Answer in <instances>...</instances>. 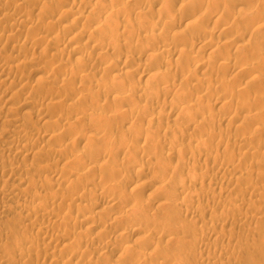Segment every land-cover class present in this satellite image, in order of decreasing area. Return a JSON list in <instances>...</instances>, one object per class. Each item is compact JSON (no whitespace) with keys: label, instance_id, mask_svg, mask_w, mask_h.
<instances>
[{"label":"bare ground","instance_id":"1","mask_svg":"<svg viewBox=\"0 0 264 264\" xmlns=\"http://www.w3.org/2000/svg\"><path fill=\"white\" fill-rule=\"evenodd\" d=\"M8 1H9V3H8L9 6H10V4H12L13 7H14V10H18V11L17 12L15 11L14 13H10L6 9L8 14L6 13L2 17H4L7 20L14 21L13 23L11 22L12 25H13L12 27H14L16 25L18 27L19 26H23L24 28H26L25 27L26 25L27 26L31 25V27L33 26V29H34L35 26L36 27L40 26V23H38L40 20H38V22H36L37 20L35 19V17H32V19L34 18L36 21L33 20L34 22L33 21L31 22L30 21L31 19L29 20L27 17L29 16L28 14H31V13L33 14L34 10H36V8L39 7V6H37L34 3H33V5L31 4L32 6L36 5L35 6L36 8L32 7V8H34V10H33V9H30L31 5H26L25 6V4L26 3L35 2V3H37L39 5V3H41L42 7H40V8L43 11L41 9H40V11L41 12H46V13H48V15H50V13L53 14L55 12L54 7H53V3L54 2H59L61 0H47V1L46 0H44V1L43 0H23L24 1L23 4L18 3L19 0H18V2H17V0H16V2H15V0H11V1L8 0ZM8 1H6V3ZM121 1H118V0L105 1L104 0V2H103L102 0H95V1H93V0H74V3L72 4V6L70 8H67V5H65L66 9L64 8L59 13H60V17L63 18L64 20H67L68 18H71V20H70L71 23L73 25H77L76 26L77 28H78L80 23L84 22V24H85V21L90 22L91 26L94 25L92 29L89 28L90 30H83V28H82L81 29L82 31H79V33L77 32L78 35L76 33V35L78 37V39L76 38V43L74 42V43L70 44V47L73 46L72 47L73 52L71 50L72 53H83L84 54L83 50L86 51L88 49L87 47L90 44L92 45V43H94L91 46V48L93 50L90 48L94 52V57L96 55L97 57L99 56L98 57L99 59L101 57L104 59V57L108 56V51H109L110 48H111V51H112V48L117 50V48L119 46V49L121 51V50H123V49H121V47H122V44L124 45V43H125L124 47H126L127 49L130 48L128 51L131 50V52L126 55L124 60H123V58L121 59V57H119L120 54H118V53H120V52L116 51L117 54L119 55L118 57L121 59V61L123 60L122 63H124V64L126 63L125 64L126 66L121 69V71H120V73L118 75L115 74L114 75L115 79L114 78L113 79L115 81H119L121 79L123 80V77H129V79H132V78H130V76L134 75L135 73H139L138 69H139V66H140L142 68L141 72L144 73V75L147 76L146 77V79H147L146 82L147 83L141 84L139 82H135L134 80H132L135 83H132V85L129 84V85H131L130 89H129L130 86L127 87L128 85L126 84V88H128L129 90H128V92H124L123 93L122 91L120 92V90H116V88L119 89V87L117 85L118 83L114 84V85L112 83H110V85H109L108 81L106 82L105 80H103L104 76H102L103 77V79H102L103 81L101 79H99L101 77L100 75H102L103 72H111L112 73V71H114L113 69H116V67L118 68V66L121 64V63L119 64V61H120V59H119V61L115 60V61H112L111 63H108L109 65L106 66V67H104L105 66V64H104L103 68H101L99 66L100 64L98 65V67H99L98 69L92 68L93 65H92V67L90 66L92 69H95V72L97 71L95 73L97 76L99 75L100 72H102V74L99 75L100 77H98V79L97 78H91V79H93L95 81L97 80L96 83H95V87H97V89L93 88V91H90V92L91 93L92 92H96L95 90H97V92L95 93L97 96H104V95L106 96V94H111L112 95L113 93L118 92V91H119L120 94L122 93L121 95L120 94H118V95L114 94L112 99L108 98L109 95L106 96V98H105L106 101H108V99H110V100L108 101L109 103L105 101L107 103L105 105H109L111 103L110 106H112V102L115 105L117 103V101H124L126 99V102H127L128 101L127 99H131L132 98L131 101L129 100L130 103H131L133 101V96L136 97L137 94L140 95V96L138 95V97H141L144 100H146V103L143 106H141L140 110L132 109L133 107L136 108L135 106H133L132 108H124L125 106H123L122 108L120 107V110L118 108L119 111H118V113L116 112V114L106 115L105 112H107V111H105L104 114L102 112L101 113L94 112L92 114V117H91L93 119V121H92L91 118L88 119L90 117V115H89L88 118H87L88 119L87 122L91 121L92 123H94L95 119H96V121L98 123V120H102L103 119V120H107V121H110L111 123H113L112 121H115V120L117 121L119 117H120L121 121H122V119L124 117H127L128 119H130V118L134 119L136 121L134 123L137 124V122L140 123L141 121L145 120L144 119L145 117H142V116H144L143 113L141 114L142 111H144V110H146V109H148L150 107L153 108L155 106H160L161 107V111L158 109L160 111V112L157 111L158 114L150 116L145 121L147 123V125H148L147 130L145 132L142 131V133H140L139 131L134 130V128L136 126H133V124H131V125L129 124L125 129H123L122 132H121V129L119 128L120 132H121L120 134L123 137V139H120V137H119V139L122 141V140H124L125 136H127V135L133 137L136 140H138V138L139 139L143 138L142 139L143 142L140 143L142 145H136V146L134 145L133 146L131 144L133 142V138L129 137L128 139L131 138L132 142H129L128 145L131 144L132 145L131 149H133V150L135 149L136 151H139V152L141 151L143 153H145L147 150L148 151L151 150L154 153L157 150L154 153V155H152L153 153L151 154V152L150 153L148 152L149 154H151L150 157H148L149 154L147 156L149 158L148 161L152 160V158H154V160H155V155L160 153V151H158L159 149L161 150V152L164 150L162 152V154H161V157H162L163 153L166 152L165 157L163 155L164 158H161V157L159 158V156H157L158 157L157 160H156L157 162L155 161V163H152L153 160L150 162L151 164H153L152 166H154V164L158 163L159 168H162V169H159V168L158 169H159V171L162 170L161 173L162 172L163 173L161 174V176H158V177H157V175H154L156 172L152 173L153 170H155V169H152V168H154L156 165L154 167H151V164H149V165H148V163L145 164L144 162L146 160L145 159L146 157H144V159H145L144 162H141L139 160L142 164L140 166H138V167L135 166L136 168L133 169L134 171L133 170H131V171H133V174H137L139 176L140 175L142 176V174H149L150 173L151 178H149L150 180H147V182H145L146 184L142 183L141 181L138 180L137 186H135L134 188H131L130 191H129L127 188L131 185L130 183L133 182L132 180H130V179H132L130 177L133 176V175H131L132 172H131V174H130V172H127V173H129V176H128L125 171L127 169L129 170V167L126 169V166L128 165L127 163H129L130 160H131L130 159L128 161L127 159L129 157L133 159V157H131V156L136 153L135 151L133 153L132 152L133 150H131V152L133 153V154L131 153V155H128V153L130 154V152H128V153L126 152L125 153V154L128 155V156H126L127 158H124L125 160H127L126 161V165L124 164L125 160L123 161V163H122V160H121V164H120V162H119L120 159H117V157H116L117 154H116V156H114V157H116V159H112V161L116 160V164L119 162V165H121V167L124 164L123 166L125 168L123 167L122 169L125 172V174H124L123 171H120L121 170L120 166L116 167L118 164L117 165L116 164L115 165H112V164L110 165L109 162L108 163H104L106 161L104 159H103L102 163H96L95 160H91L92 158H94V155H97V153H100V154L101 153L102 154L105 153L104 155L106 157V154H107L106 152L107 151H105V149H106L105 147H107L108 145H111L110 144L111 142L107 143V141L110 139L109 137L113 134L112 130H114V128H112V130L111 129L109 130V131H112V134L110 136H108V134L110 132L106 131L108 137H106V135H105V137L109 138V139H107V141L105 140L106 142H104V143H106V146H104V149L102 147L101 148L97 147V145H96V147H94L92 145H88L91 142L90 140H88L89 141V142L87 141L88 142L87 143L88 147H86V150H83V151H86V154L82 153V154H84V156L82 155L84 158L80 154L79 155H75V156L74 155L71 156V157H73L70 160L71 162L69 161V163H72V164H70L71 166L74 163L76 164L77 162H79L81 164L83 163L82 167H81V165L79 166V169H78V167L75 164H74L75 167H74V165L72 166V168L74 167V170L68 169V167H70V165L68 166V162H67L68 160L66 159V161H65L63 158H62V163H63V160H64L65 163H63V165H66V166L63 167L61 170H55V166L53 164H46L47 163V161H46V162H44L45 165L40 166L39 169L42 170V171H45V172H49V173H46V177L44 179H41V177L39 175L37 176L38 178L36 177V175L38 174L37 172H39V171H38V169L36 170L37 172L34 170V166L35 165L33 167L30 166V167H32V168H30V170L33 169L36 172V173L34 172L35 175H33V176H35L39 180L38 181V180H36L35 177H31L32 175L31 176L27 175V174H29V172L26 170L27 164H25V167L22 168V169L27 171V172L24 171V174H26L25 175L26 177H24L23 172H22V174H23L22 176H21V173H20V175L17 174L19 177L21 176V178H18V176H15L17 178V180L19 179L17 184H15L13 182L14 185L13 184L9 185L10 180L8 181V183H6V181L4 182V179H3V183H5V185L8 184V185L5 186L7 188H5L4 190L0 191V194L3 195V197H5L6 199H8V200H6L4 198L5 200H3V201L4 202L5 201L6 202L9 201L10 197L12 198L13 195L16 197L17 196V194H16L17 192L15 193L16 194L15 195L14 194L15 191L19 192L18 193L19 196L22 195V194L26 195V193L28 192V188H30L29 186L31 185V186L34 187V189H33L34 191L37 190L36 189L37 187H41V188H44V189L48 188V191H49V188H50L52 190V192L50 193L49 197H47V195H46V194L49 193L48 191H46V189L45 190L42 189L44 191L41 192V193H43V192L45 193V191H46V194H45L46 196L45 195H41L40 193H38L40 191V188H39V191H37L36 193H38L39 196L41 195L42 197L43 196L45 198L47 197L46 199L50 198V200H48V201H52L53 205L56 204V202H57V204H58V202H67V203H65V205H63V203H62V205L64 207L67 204L66 213L63 214V215H60L61 213L58 212L57 209L59 210V206L58 205L61 204V203H59L58 205L56 204V206L58 208L54 207L55 208L54 209L53 206H52L51 209H48V207H50V206H48V207L46 206V205H49L48 201L46 202V200H44L45 198H43V201H45L47 203L44 206V204H43L44 202H42V200H41L42 198H40L41 196L40 197H38V196L36 197V195H38V194H36V195L33 194L32 195V193H33V190H32L31 196H33L34 198L33 199L31 198L32 200L29 199L28 202H22L21 203V201H20V203L18 205L16 204L17 206L15 207L16 210H17V212H16L17 214L16 215H19L20 217H22V219L26 218L28 220L29 219L31 220L32 219L31 217H36L35 219H37V216L43 217L44 219L45 218L48 219V221H49L48 224H45L44 222H42L45 225L42 224V223L38 224L39 222L38 223L36 222V224H35V223H32L31 221H30L31 222L30 224L29 223H27V224L25 223V224H26V226L29 225V227H27V229H31V228L35 229L36 228L35 231H37L36 232L37 234L36 233L35 234L38 235L39 237H40V235L38 233H40L41 235L42 234H44V235L47 234V241L45 240L46 243L42 240L44 242V243H41V244H43V248H39L41 245L40 246L38 245V249L42 250V252L41 251L40 252L45 256V258L48 257V258L52 259V263H50V264H104V261L101 263L102 258L100 259V262H99V259H97L98 261H96L95 256H94V258L92 257V253L94 251H95V253L100 255L98 257L109 256L108 259H110L113 256L112 257V259H113L114 256H117L115 261H114V259L113 260L111 259L114 262H112L110 260L111 262L109 263V261L106 260L108 262V264H126V263L134 264L133 263L134 261H136V263H137V260L135 259V257H133L134 254L137 255L136 258L140 259L139 260L140 262H143L142 264H144L145 262H148V264H187L188 263L187 261H189V257H187V256L190 255V254H194V256H197L198 258H202L201 261H200L201 264H236L238 261H240V262L243 261V260L240 259V257L243 258L241 255L246 250H255V252L258 254V257H259V258L258 257L257 258L258 259H262L263 260L262 262L264 263V96H263V93H262V91H264V24L262 23L263 25H261V24L258 25L256 23H254V22H256L254 20L256 18H258V17L259 18L260 17L264 18V13H261L262 11H264V8L262 7L263 10L261 9L262 11H259L260 9H252L253 6H251V8L249 6L250 9H247L248 7H246V9H244L243 6L241 5L242 8L239 7L238 9H236L237 10L236 11L237 15H234V14L233 15L236 18H237V16L238 17H240V16L243 17L244 20L242 18H239L240 22H241V19L243 21H245V28L242 29L241 31H239V29L241 27H243V25H241L242 23L240 25H238V26H241V27H238L239 28V29L237 28L238 31H236L234 33L233 30H236V28L234 26L235 25L234 22H232L234 24V25H232L229 22L231 19L230 18L227 19V18L223 17L222 13H221L218 16L216 15L217 17L214 15L216 18L215 19L213 18L214 21H215V24H213V25H215V28L220 26L221 29H219V27H218L219 30H216L214 27H210V28H214L215 30H213V29L212 30H205V31L202 30L203 31L202 32L201 30L199 31V29H200L199 27L200 26H199V23H198V19H202L203 20L204 17L203 18L199 17L197 19L195 17V19L191 20V19L187 18L188 16L187 17L185 16L187 19L185 17H183L185 14L184 15L182 14L183 16L182 15L178 16L177 13H175V15L177 14L178 17H174V14L172 13V12H174V10L173 9H171L173 11L170 10V8L172 7V4H170V2L168 0H165L167 3H165V1L162 0L164 3L161 1L163 4L161 3V6L158 5L160 7H158V9L155 12V10H154L155 8H154L153 5H151L152 9L150 8V10H149V7H150L149 5L151 3L152 4L156 3V0H146V2L147 1H148V3L150 2L149 4L145 3L147 6H149L147 10L150 12V14H151V10L152 11L154 10V12L158 15V18L160 19L159 21H162V19H163L162 17H164V16L165 17L167 16V18H166V20H163V24L162 25H161V22H159L160 25H158L159 24L158 22L156 23L154 20L152 21V17H151V19H149V20H151V22H147L146 21V18L148 20V14H149V12H147L146 9H143V11L145 10L144 11L145 13L141 9L140 10L142 12L138 11L137 14L135 12V14H134L135 19L137 18L139 20L138 21L139 24H140L139 26H141L142 30H143L144 27H145L144 30H146L147 26L151 27V29L149 27H148L149 29L147 28L149 30V32H147L148 30H146L147 33L143 34V36H140V39L143 40L142 41L143 43L140 42L141 40L139 39V35H137V37H138V39H136V40H138L137 43L140 42L141 45L142 44L144 45V42H146L147 46L144 45V46H146V47H144L142 45V47H141V45H139V47H140L139 48L138 44L136 45V43L134 42L135 45L138 47V50H136V46L134 47V43L132 44L130 41L129 42L123 41V38H121L122 41L119 42L118 40H120V39L117 38L118 35H119V37H121L122 35L126 36L125 34H123L124 30H125V32L128 31L127 33H129V35H127V36H130V34H134V32L136 31L135 27H137V29L139 27V26H135L134 24H131V21L129 23L130 19H132V20L134 19V18H131V17H134V16L131 15L132 12L129 13V11H128V8L129 9L134 8V7L130 8L131 7L130 3L133 2V0H126V2H124V1L121 2ZM136 1H137L136 3L138 4L140 0L139 1L136 0ZM178 1L180 2V0H178ZM181 1H182L181 2V6H183V8L184 7H188V9H186L187 11L189 10L190 7H193V6L196 7V10L198 8L204 7V4H201V2H203L204 0L201 1V2H199V0H185V1L181 0ZM214 1L212 3H210L211 4V8H212V4L217 5L216 4L217 0L215 2ZM230 1L231 0H229V1L225 0L226 3H228V2L230 3ZM238 1L240 2V4H242L241 1H243V0H238ZM238 1L235 2V0H234L233 2L231 1V3L235 2L239 6L240 4H238ZM254 1H258V0H254ZM263 1L264 0H262V2ZM0 2H1V0H0ZM20 2H22V0ZM142 2H143V0H141V4H139V5H142ZM144 2H145V0H144ZM173 2H174V0H173ZM208 2H209V0H208ZM218 2H220V1L218 0ZM243 2L245 3V0ZM262 2H260V3L262 4ZM134 3H135V1H134ZM229 3L227 5L231 6V3L230 4ZM235 3H234V5H236ZM61 4H62V2H61ZM64 4H65V2H64ZM158 4H160V3H158ZM174 4H176V3H173V5ZM177 4H180V3H177ZM224 4H223V6H224ZM245 4H246V6H248L247 2ZM54 5L56 6L55 8L59 7V6H57L56 3ZM58 5H60V4H58ZM254 5H255V3H254ZM9 6H7V8ZM134 6H136V4H134ZM255 6H256V8H261V7H258L257 3H256ZM259 6H261V5H259ZM4 7H6V6H4ZM27 7L30 10H32V12L29 10V12H31V13H26V12H28V9H26ZM136 7L138 8V6H136ZM207 7H209V6H207ZM213 7H215V6L213 5ZM216 7H220L221 8L222 6H216ZM226 7L227 6H224L223 10ZM60 8H62V7H60ZM81 8H83L84 12H85V9H89V15L88 14L84 15L85 13L82 14L81 11H79ZM176 8L177 9L179 8L180 13H182L181 12L182 8L180 9V6H178V7L176 6ZM211 8H210V10H211ZM177 9H176V11H177ZM212 9L214 10L216 8H212ZM233 9H235V7H233ZM0 10H1V8H0ZM3 10H5V9H3ZM3 10H1L0 14H2ZM37 10H39V9H37ZM59 10H61V9H59ZM184 10H185V8H184ZM194 10H192V11H194ZM196 10L194 11V15H195V12L198 11V10L197 11ZM205 10L209 14L210 10L208 9L209 10L208 11L206 9V5H205ZM223 10H220V11L223 12ZM20 11L23 12V13H26V14L21 15ZM134 11L135 10H133V13H134ZM225 11H226V9H225ZM225 11H224V13H225ZM229 11L230 12L232 11L230 7H229ZM229 11H227V12H229ZM18 12H20V13H18ZM41 12H39V15H40ZM154 12H152L151 15H153ZM201 12H202V9H201ZM191 13L189 14L190 16H191ZM32 14L30 16H33ZM41 14H44V13H41ZM145 14H147V16ZM170 14L173 15V16H171L172 18L170 17ZM213 14H214V12H213ZM104 15H105L104 19L106 21L103 20L104 23H101L102 22V18H103L101 16H104ZM130 15H131V17H129ZM144 15L146 16L145 18H144ZM194 15H192L191 17L194 18L193 17ZM209 15H207L208 16L207 18H209L210 16H213V15H210V16ZM230 15L231 14L227 15V17L230 16ZM43 16H41V17H43ZM50 16L52 18V15H50ZM50 16L47 17V15H46L45 19L46 18L49 19ZM41 17H38L37 19H39V18L41 19ZM98 17H101V19L99 18V20H101L100 22L97 21ZM168 17H170V19H168ZM236 18H235V21H237ZM262 18H260L259 20H264ZM0 19H3V18L0 17ZM45 19H44V21L47 20V19L46 20ZM210 19H212V17ZM225 19H227V21L228 20L229 21L227 22ZM232 19H233V17H232ZM52 20L55 21L54 25H55L56 22L60 23V21H62L60 19H58L60 21H56L55 19H52ZM183 20L186 22L185 27L182 24V26L184 27V28H182L183 30H180V31L176 30L175 32H173V30L169 28L170 26H174V28H175V26L180 24V23H182ZM207 20L204 21V22H207ZM233 21H234V19H233ZM49 22H51V20ZM125 22H128L129 24H131L130 25L131 27L135 26L134 29H133V27L132 28L131 27H127L129 25L128 23L125 24L126 25L125 29H123L122 28V24L125 23ZM259 22L260 21H257V23H259ZM46 23H48V22H45V23L43 22V25H45V27L44 26L43 27L47 28V26H48V27L51 28V24L53 22H51V24H49V25H47ZM63 23H64V21H63ZM71 23L69 25H71ZM118 23L121 24V27L119 26L120 30H121V28L123 30V31L121 30V34L116 32V30L118 32H120L119 28L117 29ZM133 23H134V21H133ZM210 23H211V21H210ZM210 23H208L209 26H210ZM216 23L218 24V26L216 25ZM235 23L238 24L239 21L235 22ZM136 24H137V20H136ZM243 24H244V22H243ZM59 25L60 24H58V26ZM69 25L67 23L64 24L63 32H68V30L72 31L71 29H73V27L69 26ZM202 25H205V23L204 24L202 23ZM58 26H56V27H58ZM60 26H59V29H60ZM209 26H206V29L207 28L209 29ZM53 27H55V26H53ZM87 27H90V26H86V28ZM171 28H173V27H171ZM202 28L205 29L204 27H202ZM61 29H62V27H61ZM9 30L11 32V29H9ZM194 30H196V31L198 30L200 32V35L198 36L199 33L195 32ZM43 31H45V29ZM43 31H42V33H43ZM137 31H136V33H137ZM223 31H226V32L230 31V33H231V31H233V34H235L236 38L228 39L231 36H227V35L224 36V38L228 37L226 39L220 38V36H222V34H223L222 33ZM63 32H60V33H57V34L53 33L55 35H53L52 37H49V36L52 35V33H51V35L48 34V36L47 35L44 36L42 34L43 36H36L35 38L31 37V39L32 38L33 39L32 40H28L27 39L28 40L27 44H28L29 41H31L30 43L32 45V48H34L33 50H36V47L38 45H40V44L42 45L43 43L46 44V45H50L48 47L53 48L55 44L57 45L59 43L62 44V42L63 43L65 42V48L62 47L64 49L58 50L59 51L58 52L59 57L61 58V57L64 56V59H65L66 55L69 54L67 52L70 51V50L67 51L66 47L68 46V43H71L72 41H74L73 40L74 37L72 36V39L70 38V40L68 41L67 33L65 34ZM138 33H140V32L138 31ZM201 33H203L204 35H202ZM225 33H224V35H225ZM32 34H33V32H32ZM45 34H47V33H45ZM135 34L131 35V36L133 37V36H135ZM141 34L142 33H140V35ZM1 35H0V45L6 43V40L4 39L6 37L4 36V34L2 35L4 38ZM76 35H74V36L76 37ZM97 35H98L99 38L97 37ZM101 35L109 38V39L104 40L105 42H107V40L110 41L112 39V36L116 37L118 40L117 41L111 40L110 42L108 41L107 43H105L104 41L98 42L96 39L101 40L100 39ZM170 35L173 37V39L172 38L171 39L175 41L174 43L177 42L176 44H178V45H180V43L182 41V42H185V43L187 42L188 45H189V43L192 44L191 48L193 46H199V48L198 47H196V48L194 47L193 48V50L195 49V51L198 48L197 51H199V53H202L200 50L207 49L208 50V58L206 59V57H204L206 60H204L203 57L201 58V59L204 60V62H203L204 64H202V65H204L208 70H210V71H208L209 73L213 70L217 74L216 71L220 70V72H219V74H217L216 78H213V76H208L207 70H205L206 71L205 73L207 75H205V73L203 72L204 73L203 75L197 76L198 73H197L196 69H197V67L200 68V66H201V63H200L201 59L199 58L201 56H199V55H202V54H198V52H197V54L199 56L198 57V56H196V53L194 54V52H195L194 51L193 54H194V56H196V57H194L193 54H191L192 53L191 52L192 49L191 50L187 49L190 46L187 47V48H181L180 47L181 48L180 49V48H177L178 45H175L173 43H169L170 42L169 39H168L169 42H166V41H168L167 38H169ZM247 35H249V38L248 37L247 38L250 39V40L245 38V36H247ZM7 36H9V34ZM206 36L210 37L209 40H207ZM215 36L218 38L217 40H216ZM257 36H262V39L258 40L257 38L260 39V37H257ZM86 37L89 38V41L86 40L87 42H83L82 44L78 42L79 45H77V41L80 40V38H82V40H84L83 38H86ZM141 37H143V38H141ZM213 37H215V39H213ZM28 38L30 39V37H28ZM101 38L104 39L102 36H101ZM239 38H241L240 40L242 42L245 39L247 41H251V42L253 40L254 42H252L251 44H250V42H248L249 44H247V42H246V44H244L245 43V41H244V43L241 45L240 44V42H241L240 40H239L240 42L238 44V39ZM251 38H252V40H251ZM254 38H256L255 39L256 41L254 40ZM242 39H244V40H242ZM9 40L13 41V39H9ZM9 40L7 39V41H9ZM82 40H80V41H82ZM121 42H122V44L120 45ZM160 42H162V43H160ZM18 43H20V42H18ZM66 43H67V46H66ZM150 43L152 45L154 43H156L158 45V47L156 46L157 47L156 48L154 46L155 45L154 44L153 45L155 47V50H154L152 48V45H151V47L148 46V45H150ZM185 43H183V44L181 43V44L184 46ZM182 45H180V46H182ZM12 46H14V45H12ZM19 46H20V44H19ZM185 46H187V45H185ZM30 47H27L26 45H24L23 48H20L18 50L19 51V53L17 52L18 55L16 54L15 57H13L9 62L5 58V60L7 62L4 61V63H0V87L3 86L2 84H4V81L7 78V76H5V79L1 80V77H3L2 75L5 72L7 73L8 71L14 72L13 69H15V71H16L19 68H21L20 66H22V65H19V61L21 63V59L20 58L22 57V54H24L26 52L25 50H28V52H29V48ZM143 47H144V49L142 50ZM222 47L223 48L225 47V50H221L220 48H222ZM1 48H0V51H1ZM55 48H56V46H55ZM231 48L235 49L234 53H230L231 50L229 51V49H231ZM44 49H42V50H44ZM140 49H141V52L139 51ZM54 50L56 51V49H54ZM95 52H97V53L95 54ZM116 52L112 51V55L113 54L117 55V54H115ZM136 52L139 53L140 56L141 55H146L147 58H146V56H145V58L147 60L151 61L152 63H156L157 62L158 64H155V65H157V67L161 65V62L166 64V66L165 67L161 66L162 68L161 67L157 68L152 63H144L143 62V64L142 63L139 64L136 61L133 62L132 59L135 60L139 56V54L137 55ZM231 52H233V51H231ZM90 53H91V51L89 52V56L83 55V56L78 57L79 65H83L82 67H87V64L91 63V61L95 59L94 57H91L92 54L90 56ZM125 53H127L126 50H125ZM177 54L181 55L180 56V60H179V55L177 56V58L176 57L174 58V56L177 55ZM135 55H137V56H135ZM191 55L193 56V58H191L192 57ZM68 56H70V55H68ZM110 57H108V58H110ZM181 57L182 58L185 57L186 60L188 61V64L186 63L187 62L186 60L184 61L187 64L186 67L189 69L187 73H186L187 70H185V71L182 70V67L185 65V63L183 64V60H182ZM197 57L200 59V60L198 59L199 61L195 59ZM92 58H94V59H92ZM98 58L96 60H94V61L98 62V60H99ZM115 58H117V57H115ZM115 58H113V59H115ZM35 59L36 58H34V60L32 59V61H36ZM106 59H107V57H106ZM146 59H145V61H146ZM74 60H76V59H74ZM100 60H102V59H100ZM128 60H130V63L132 65H133V63H136V68H134L135 65H133V68L129 67L127 65V61ZM203 60H201V62ZM32 61L31 62L29 61L30 64L33 63ZM140 61H141V59H140ZM149 61H147V62H149ZM153 61H155V62H153ZM0 62H2V61H0ZM26 62L28 63V60H26L25 63ZM25 63L23 64L24 66H25ZM137 63L139 64L138 68H137V65H138ZM128 64H129V62H128ZM95 65H97V64H95ZM95 65H94V67H95ZM120 66H119V68L122 67V66L121 67ZM204 66H203V69H204ZM76 67L77 66H75V68ZM41 68L42 69L38 68V69H40L39 72H38L39 74L40 73L43 74L44 72H50V73L53 72V71H51L53 68L50 67V66L49 67H45L44 66V67H41ZM75 68H74V70H75ZM183 68H185V66ZM66 70H68V69H66ZM79 70L81 71L80 66H79V68L76 71H79ZM84 70L85 69L83 68L82 71H84ZM172 70L175 71L176 75H178V73L182 74L181 77H180L181 83L180 84L178 83V86L181 85V84L186 85L187 88L184 87V86L183 87L185 89L183 87L182 88L184 90H186L187 94H189V93H191L193 91V90H191V88L193 87L194 91L191 93V95L195 94L194 96L196 98H194L195 99L194 102L192 101V98H190V96H189L190 94L187 95L186 93H184L183 92L184 90L182 91L181 87L179 88L178 86H176L177 85L176 83H173V85L172 84L171 85L167 84L168 81H169L168 79L173 76V72H171ZM221 70H223L224 73L225 72L230 73L232 75V78L231 77H228L230 79L225 78V76H224L225 74L224 75L221 74V75H223V78L222 79H217L218 75H220V73H222ZM73 71H70V72L73 74ZM68 72H69V70H68ZM68 72H66L65 75ZM183 72H185L186 74H184ZM20 73H21V70H20ZM50 73H48V75ZM92 73H93V75L91 74L92 77L96 76L94 74V72H92ZM69 74L70 73H68L67 75H69ZM72 74H70V75H72ZM75 74L76 73L74 71L73 75L75 76ZM81 74L82 73L79 74V72H78L77 77L76 76L75 77L76 78H80V77L82 78V76L78 77ZM89 74H90V72H89ZM212 74L214 75L213 72H212ZM10 75H12V74H10ZM46 75H45V77H46ZM73 75H72V78L74 79ZM84 75L87 76L86 73ZM198 75H200V74H198ZM65 77L66 76H64V78H63L61 76V79L57 77L58 80L59 79L60 80L58 81L57 79H55V80H52V82L54 81L53 83H55V82L59 83L60 82V83H65L66 84V82L68 83V81H69L68 78L69 79H71V78L69 76H68V78L67 77L65 78ZM238 77L239 78H241V77L243 78V80H244L243 83L238 84L239 82H235V81H237L235 79H237ZM14 78H13V80H14ZM16 78H18V77H16ZM48 78H50V77H48ZM218 78H220V77H218ZM73 79H71V80L73 81ZM89 79L90 78H88V80ZM224 79H226V80H224ZM17 80H20V82L17 81L19 84L15 82L16 85L17 84H18V86L21 85V80L22 79L18 78ZM48 80L49 79H47L46 83L44 84L45 81H43V79H42V81H43L42 85L46 86L47 82L51 85L52 83L49 82ZM104 81L106 83H104ZM128 82L130 83L131 81H128ZM162 82H164L166 84L164 85V83H162ZM174 82H177V81H174ZM178 82H180V81H178ZM234 82L237 83V84H235ZM122 83H125V81L124 82L122 81ZM185 83H187V84H185ZM191 83L193 84V86L192 87H188V86H191V85H188V84H191ZM49 84H48V86H49ZM90 84H92V83H90ZM82 85H84V84H82ZM116 85H117V87H116ZM10 86H11V84H10ZM37 87H40V85L37 86ZM90 87H91L90 89L92 90V85ZM33 89L34 88L32 87V90ZM87 89H89V86H88ZM187 89H188V91H187ZM189 89L191 90V92H189ZM36 90H35V92H36ZM195 90H197L196 92H198V93H195ZM39 91H40V88H39ZM90 92L88 94H90ZM2 93H4V91ZM92 94H94V93H92ZM92 94L87 95V96L90 98ZM162 94H165V95L170 94L174 98V99H172L173 101L180 100V102L181 101L183 102L184 100L186 101V98L189 97L187 99H190L192 102L190 103L187 100L188 102L184 101V105H182L183 103L180 104V105H179V103H176L177 104V106H176V105L172 104V101H171V103H169V102L167 103V101L165 100L166 98L164 100L160 99ZM11 95H14V94L11 93ZM186 95H187V97H185ZM2 96H0V97H2ZM92 96L93 97H91V98H94L96 100H98V98H100V97L97 98L95 95H92ZM213 96H215V100H217L218 102L220 101V105H221L220 108H222V110L224 109V111H225V113H223L224 115L221 113L222 116L220 118L218 117V119H216L218 114L216 112H214L215 114L212 113V111H214L212 109V106H213L212 104H210L212 111H209L207 113H205V110H204V112L202 111L203 109H205V108L208 109L210 107V106L209 107H205V105L203 106V103L205 102L206 99L208 100L209 97H210L209 99H212ZM4 97H5V95H4ZM32 97L33 96H29L28 99L32 98ZM88 97H87V99H88ZM163 97H166V96L163 95ZM182 97H184L185 99L182 98ZM12 98H14V96ZM91 98L88 99V100L90 101ZM181 98L183 100H181ZM24 99H27V98L24 97ZM41 99H42V97H41ZM41 99H38V100H40L39 103L35 102L39 106H43L44 105L43 104L44 101L43 100L41 101ZM83 99L84 98H82L81 101ZM100 99L102 100V97ZM100 99H99V102H100ZM161 100L163 102H161ZM215 100H214V102H215ZM21 101H22V99H21ZM79 101H80V98H79ZM164 101L166 103H164ZM28 102H25V103H27V105L28 104L30 105V103L33 102V101H31V102L28 101ZM53 102L55 103V101H53ZM138 102H136L137 104L134 102V104H136V106H137ZM25 103H24V105H26ZM58 103L56 102V104H58ZM120 103L121 102H119V104ZM186 103H188V104H186ZM209 103H211V102H209ZM209 103L207 102L205 104H209ZM56 104H54V105H56ZM74 104L76 105V103H74ZM21 105L22 104H20V105L18 104V108H20ZM117 105H115V106H117ZM34 106H35V104H34ZM110 106H107V107L110 108ZM131 106L128 105L127 107H131ZM3 107H4V105H3ZM6 107H4V108H6ZM10 107L8 109H10ZM26 107H28V106H26ZM59 107H60V105H59ZM112 107H111V109H112ZM18 108H17V110H18ZM42 108H44V107H42ZM42 108L38 107V109H40V110ZM137 108H139V107H137ZM167 109H168V111H167ZM43 110H42V112H40V114H42V115L44 114L45 115L46 112L44 113ZM114 110H113V113H114ZM9 111L10 112L14 111V109L12 110V108H11ZM26 111L24 113V115L28 114L27 115L28 117L25 115L26 116V120L31 119L29 117L28 111L27 112ZM116 111H117V108H116ZM206 111H208V110H206ZM15 112H17V111H14V113ZM111 113H112V111H111ZM168 113H170V115L172 114L171 117H173L172 119H173V122H175V124L173 123L171 125V123H169L170 125L163 126L164 122H161L160 126L155 125L156 123L158 124L159 120H162V118H163V120H164L165 117L168 119L169 118L168 116H170ZM15 114H17V113H15ZM167 114H168V116H167ZM78 115H79V117H81V113L78 114ZM219 116H220V114H219ZM31 117H32V115H31ZM35 117L36 116H34V119H36L38 121L41 119V118L37 119V117L36 118ZM39 117H41V116H39ZM42 117L44 118V116H42ZM121 117H122V119H121ZM17 118H15L16 121H17ZM181 118H184V119H181ZM21 119L24 120L23 122H25V117L19 118V120H21ZM32 119H33V117H32ZM32 119L28 120V121H33L34 119L33 120ZM53 119H54V121L56 120L55 118H53ZM75 119H76V117H75ZM81 119H83V118H81ZM179 119H181V120H179ZM76 120L78 121L79 119L77 118ZM182 120H184V122ZM16 121H14V123ZM38 121H37V123H38ZM54 121H53V123H51V119H50L49 121L47 120V123L45 121H44V123H46L48 125V122H49V124L50 123L52 124L51 126L55 127L56 125L54 124ZM59 121H62V120H59ZM72 121H74V120H72ZM72 121H70V122H72ZM77 121H76V123L78 125ZM107 121H104V122L106 123ZM118 121L114 125L117 126V123L120 122V121L119 122ZM177 121L178 122L179 121L183 122V124L180 125V123H176ZM222 121L223 122L227 121L226 122L227 123L226 126L229 124L231 126L230 127L231 129L229 128L230 130H228V129L225 130L224 128H226V127H224V128H221V129H224V130H221L218 127H215L218 122H219L218 124H220ZM17 122H16V124H17ZM33 122H35V121H33ZM37 123H34V124H37ZM57 123L59 124L58 119H57ZM62 123H63V121H62ZM68 123L69 122H67V125H68ZM72 123H74V122H72ZM80 123L82 124V127L83 126L85 127V125L83 124L82 121ZM212 123H214L213 126H211ZM64 124L66 125V123H64ZM87 124L90 125L89 122ZM101 124H102V122H101ZM141 124L144 125L145 123L143 124L141 122ZM18 125H19V123L17 124V126ZM20 125H21V121H20ZM60 125H59V127H60ZM65 125L63 126V124H62L61 126H63V128L67 127ZM69 125H70V127H72L71 124H69ZM77 125H76V127H77ZM89 125H87L86 129L88 128ZM99 125H100V122H99L98 125H95V126H97V128L100 130V128L102 129V125H101V127ZM48 126H50V125H48ZM95 126H93V127L96 129ZM110 126H112V125H110V123H109V126L107 125L108 128L103 126L104 132H105L106 129H109ZM124 126H126V125H124ZM18 127H20V126H18ZM22 127L24 128L23 123H22ZM22 127H21V129L23 130ZM26 128H27V126L24 129H26ZM141 128H144V127H141ZM56 129H58V127H56ZM59 129H61V127ZM89 129H90V127H89ZM135 129H137V128H135ZM15 130H18V129L16 128ZM20 130H18V131H20ZM68 130L65 129V131H68ZM70 130L72 131L73 129H70ZM74 130H75V128H74ZM21 131H20L21 135H16L17 132H16V134L14 133L15 135H12L11 132H10V134L12 135L11 138H13V139L10 140V138H9L8 140L9 141H14V142H11V145L13 144L12 146H10V144H7V146L2 144V146H4L3 149L4 150L6 149L5 150L6 152L8 150L9 155H12V156L14 155V157L17 156V155L20 156L22 153L27 151L28 148H29V146L27 144H25V145L28 146V148L26 149L25 147H27V146H25L24 148L26 150L23 148L25 150L24 151L23 149H21L22 145H21V148L18 147L20 144L27 143V142L29 143V141H32V139L34 137H38V135H39L38 133H36L37 134V136H36V134L33 133V134H35V136L33 135V138H31L30 137L31 133L29 131H27V132H29V136L27 135L28 133L26 132V130H25V132L23 130L22 133H21ZM55 131H57V130H54V132ZM197 131L201 133V136L197 137V136L194 135V134L197 135V133H198ZM78 132L76 134L80 133V132L79 133ZM97 132H99V131H97ZM12 133H13V131H12ZM23 133H27V134H23ZM122 133H123V135H122ZM154 133H156V134L161 133V136H159L161 138H158L156 136L157 140H155L156 137H153L155 135ZM177 133L181 134V136H179V134L177 136ZM18 134H19V132H18ZM55 134H58V137ZM55 134L53 133L54 136L51 135L50 138H52V136H53V138L54 137L56 138V139L54 138V140H57L61 136L62 132L61 133L60 132L59 133L56 132ZM42 135L45 137L44 133ZM100 135H102V134H99V135L95 134L94 135L95 140L93 138V143L96 141L97 143L99 142L98 145L101 144L100 146H102L103 145L102 143H103L104 139H106V138H104L103 135L102 136H100ZM114 135L117 136V133L115 132ZM31 136H32V134H31ZM92 136H93V134H92ZM173 136H175V137H173ZM70 137H73V136H70ZM83 137L85 138L84 133H83ZM166 137H169L168 139H170V137H172L171 138L172 140L171 139L170 140H166L165 139ZM177 137H179V138L181 137V139H179V138L177 139ZM259 137L262 140H261V142H259V145H258V143L254 142V141H257V138H259ZM226 138L227 139L230 138V139L229 140H225ZM34 139L39 141V139H41V137L39 135L38 139H36V138H34ZM187 139H188V141L186 143H184L185 142L184 140H187ZM35 140L33 141L34 143H35ZM136 140H134V141H136ZM7 141H6V143H8ZM38 141H36V142H38ZM117 141L118 140L116 139L115 140V144L118 145L120 142L116 143ZM15 142H16V144H14ZM34 143H32V144H34ZM253 143H257V144H253ZM32 144L29 143V145H32ZM112 144L114 145L113 142H112ZM61 145H63V144H61ZM61 145H59V146H61ZM73 145H74V143H73ZM111 146H109L108 149H110ZM41 147H43L42 148L43 150L40 151V153H39V150L41 148L40 149H36V150H38V152L36 151L37 154L38 153L40 155H44V154L49 155L50 154V153L49 154L46 153V151H47L46 147H44V146H41ZM61 147H64V145L61 146ZM32 148L33 147H30V149H32ZM49 148H51V147H49ZM52 148L55 149L54 147H52ZM70 148H71V145H70ZM115 148H116V145H115ZM127 148H128V146H127ZM44 149H46V151H44ZM70 150L66 146L63 149L62 148L60 149V147H59L58 150H50L49 149V152H51V155H54V156L56 154H59L58 155L59 157H60V155H62L61 157H63L65 155L64 158H66V157L69 158L66 155H70L68 153ZM71 151H73V150H71ZM71 151H70V153H72ZM113 151H115V150H113ZM120 151H122V150H119V152ZM124 151H126V149ZM127 151H129V150H127ZM10 152L12 154H10ZM28 152H26V153H28ZM32 152H31V155L33 154ZM116 152H118V150H116ZM26 153L23 154V155H25V157H26ZM120 153H118V154H120ZM28 154H30V153H28ZM34 154L32 155L33 157H35ZM92 155H93V157L91 158ZM135 155H133V156H135ZM85 156L87 158L88 157L89 158L85 159ZM141 156L143 158V156H145V155H142V153H141ZM152 156H154V157H152ZM61 157H60V159H61ZM172 158H175L177 163L175 162V160H172ZM185 158H187L186 162H185ZM14 159L17 160L16 157ZM106 159H108V158H106ZM166 159H170L171 162L173 161L176 164H174V166L172 168H169L167 165H169V166H171V165L168 163V161H166ZM57 160H58V158H57ZM58 161L56 163H59L61 160L59 162ZM109 161H111V158H109ZM133 162H137V161L134 160ZM166 162L168 164H166ZM3 163H5V162L3 161ZM14 163L16 164V162H14ZM112 163H115V162H112ZM130 163H132V162H130ZM38 164L41 165L42 163L39 162ZM60 164H61V162H60ZM3 165L6 166L5 164H3ZM12 165L6 166L7 167V169H6L7 172H9V173L10 172H14L17 169L16 167L20 168L19 164L18 165L16 164V166L15 165L12 166ZM130 166L133 167L134 165H130ZM166 166L170 169L169 172L167 171ZM28 167H29V165H28ZM19 168H18V170H22V169H19ZM75 168H76V170H75ZM156 168H157V166H156ZM4 169L5 168H3V171H5ZM158 169H156V170L158 171ZM179 170L180 171L184 170V172H185V170H188L187 177H186L185 173H184V175H185L186 178L185 177L183 178L184 175L183 176H181V175L178 176L177 173H178ZM180 171H179V173H180ZM52 172L53 173L56 172L52 176L53 178H51V175H50ZM97 172H98V174L100 172L99 177L97 175ZM118 172L119 173L123 172L124 176L127 175L128 176V177H126L127 181H125V182L123 181V180H125V177L123 179L119 178L122 181H120L118 179L116 181V178H118L120 176L121 177L123 176L122 173H121L117 177ZM170 172L172 173L170 175L171 177L169 176L170 179L167 180L168 176L166 175V173L170 174ZM47 174L50 176V178L47 177L48 176ZM95 174H96V179L98 177L99 178L98 181H100V182L96 181V179L93 178V175H95ZM152 175H153V177H152ZM143 176L145 178V175H143ZM11 177H12V175H11ZM89 177H92V178L89 179ZM147 177H149V176L147 175L146 179H148ZM137 179H139V178H137ZM140 179H142V177ZM126 182H130V183L127 184ZM139 182H141V183H139ZM205 182L207 183L206 189L204 188L205 185L203 187V184ZM198 183H200L199 187L196 186ZM97 184H99V186L101 185V187L100 188L96 187ZM125 184H127L128 186L126 187ZM24 185H28V187L24 188L23 187ZM3 186H4V184H3ZM54 186H55V188L56 187L59 188L61 192L54 191L55 189L54 190L52 189V187H54ZM88 186H89V189H87ZM90 186H93L95 188L92 187L93 189L92 188L90 189ZM153 187H154V190L152 192H148L147 191L149 193V194H147L146 189H151ZM56 190H58V189H56ZM144 192H146V194L148 196L147 200H144V195H143ZM68 193L75 194V197H74V195L72 196L71 194L68 195ZM230 195H232V196H230ZM68 196L73 197V198H69L70 199L69 200ZM93 197H94V199L96 198L99 202L101 201V202L106 204V205L103 204L105 207L100 205L99 207L102 206L103 208H101V210L97 211V213L96 212L92 213V210H90L89 208H91L95 204L97 205L98 202L97 203L88 204V205H87V203H85V202H88V201L91 202L90 200H92ZM178 197L179 198L181 197L182 201L180 200V202H178ZM19 198L17 199L18 201H19ZM176 199H177V203H175L176 201L174 203H172ZM15 200H16V198H15ZM13 201H14V199H13ZM9 202L7 204H3V205H1V203H0V206H1L0 208H2V210L3 209H5V210L9 209L10 211H13V209H11L12 206L8 205V204L11 203V202L10 203ZM69 202H71V204ZM68 203L70 204V206H69L70 208L68 207ZM99 204H101V203H99ZM12 205L14 207V204H12ZM62 205H60V206H62ZM73 207L77 208V211H79V210L82 211L83 209L85 210L86 208H88V210H90V211H86L85 210L86 212L85 211H84V213L80 212L81 214L79 213L80 214L79 216L76 214L77 216L75 215L72 218L74 213L72 212L73 214L71 216V214L68 213V208L71 210V208H73ZM113 207L121 208L122 212H121V210H120L121 213L118 212L119 210H116L117 213H120V214L115 215L116 212L113 211L114 213L112 215ZM152 207H154V208H152ZM96 210H98V209H96ZM152 210H154V211L158 210V211H161V213L160 214L156 213L157 215H155V214L154 215H150L149 212H151ZM177 210L183 211L185 213L183 215L184 217H181L179 219L178 215H177V213H178ZM218 210L221 212L220 214L218 212L219 215H217L215 213ZM158 211H156V212H158ZM175 213H176L177 216H175ZM207 213H210V216L212 215V213L216 214V216H218V217H214L215 215H213L214 218L205 219V218L208 217ZM2 214H3V212H2ZM205 214L207 216H205ZM13 217H14V215H13ZM20 217H18V219ZM175 217H177V218H175ZM26 219L24 220V222L27 221ZM47 219H45V220H47ZM69 220H73V222H74L73 227H75L74 225H77L75 223L79 224V223L86 222L85 225L87 227L85 226L86 227L85 229L86 230L88 229L87 231L90 232V233L87 234L86 231H82L81 230L83 228H80L78 233L76 231L77 234H75L73 232L72 233L73 235H72L70 231L68 232V228H69L68 224L71 223V222L68 223ZM37 221H39V220L37 219ZM158 221H160L162 224L164 223V221H167L166 225H165L167 228L164 226V230L162 232L157 231L158 229L159 230L163 229L161 226H156L157 223L160 225V223ZM22 222L23 221L18 222L17 224H20ZM24 222L22 223V225L24 224ZM152 222H154L155 225L152 224ZM187 222L194 223V224H197L198 222H200V224L199 225L197 224V226H195V227L193 225V229L190 230V227H189V230H188L187 226H186L187 228H185V225H186L185 223H187ZM13 223H14V221H13ZM33 224H35V225L38 224L39 226L37 225V227H35V225H33ZM126 224H127V226H126ZM260 224H261L262 227L260 226ZM122 225H123V227L120 228ZM124 225L126 226L125 229L128 227L126 230H124ZM150 225H152V226H150ZM62 226L63 227L65 226V230L64 231L59 230L60 227L62 229ZM153 226L155 228H157V229L153 230V232H152L150 229ZM17 227H18V225H17ZM21 227H19V228H21ZM54 227H58V228H56L58 230H56V229L54 230ZM146 227L147 228L151 227L149 229L150 232H148L149 230H147ZM158 227H161V229L158 228ZM183 227L185 229H187V231L183 230L184 232H187L186 235H185V233L184 234H180L181 228L184 229ZM259 227L261 228L260 229L261 231L259 230ZM4 228H6V227H4ZM76 228L77 227H75V229ZM75 229H73V230H75ZM113 229H115V230H113ZM122 229H123V231H122ZM166 229H168V230H166ZM112 230L114 231L113 232L114 236H112V234H111ZM239 230L242 231L243 233H245L244 236H246L247 238H245L244 240L241 239V238L237 239V237L235 235H236V233ZM10 231H8V233ZM16 231H17V229H16ZM20 231H21V233L23 232L21 229H20ZM156 232H160L161 233V235L159 236V239H158V237L155 236L157 234ZM260 232H262L261 233L262 235L260 234ZM11 233H12V231H11ZM27 234H29V233H27ZM74 234H75V236H74ZM90 234H91V236H90ZM134 234H135L136 238L133 239V241H131L129 238L131 236L134 237ZM258 234H259V236H262V237H258ZM14 235H16V237H17L16 232L14 233ZM23 235H25V234H23ZM36 235H35V237H36ZM237 235L240 236V234H237ZM28 236L29 235H27V237H25V239H27ZM38 236H37V239H38ZM187 237L192 239L190 241L191 243L193 241L192 245L189 242L187 243V241H189V240H187L188 239ZM212 237H214V240L211 242V238ZM10 238H11V236H10ZM40 238H42V237H40ZM40 238L38 240H35V239H32V236H31L29 239H32L33 241L32 240L29 241V239H27V241H29V242H27V244L25 243L24 245H22V247H24V249H20L19 248L20 252H21L20 253L21 258L26 256L27 253H29L27 256L30 257L29 255L33 253V250L35 251V249H37L36 247H37L38 242H34V241H39L40 242ZM11 239H13V238H11ZM21 239H22V237H21ZM70 239H71V241H70ZM128 239L130 240V242L128 241ZM160 239H161V241L163 239H166L165 243H167V247H165V249L163 247H162L163 248L162 249V248H160V247L155 245L156 244L155 242H157L156 240H160ZM185 240H186V242H184ZM13 241L15 242V239ZM20 241L21 240H19V241L17 240V242H19V244L21 245ZM186 243L189 244L188 247H186L187 246ZM16 244H18V243H16ZM162 244H164V242ZM20 245H17V246L20 247ZM190 246H193V247H190ZM147 248H149V249L151 248V249L147 250ZM188 248H191L192 251H190L191 249L188 250ZM30 250H32L31 253H30ZM50 250L52 252H48ZM172 250L174 251V253H173L174 255L170 257V256H168V253L171 255L172 252H169V251H172ZM88 252H92V253H88ZM190 252H192V253H190ZM8 253H10V251ZM14 253L17 254L16 252H14ZM18 253H19V251H18ZM185 253H187V254L189 253V254L185 256L184 255ZM38 254L40 255V253H38ZM251 254L248 255V253L246 252V254L244 253L243 256L244 255L245 256L248 255L246 257L249 258V257H251ZM9 255H7L6 253H5V255L4 254L0 255V263L1 264H5V263L9 264V263H12L14 260L17 259V258L16 259L14 258V260H13L12 255L11 256H9ZM88 255L90 257H87ZM183 256L188 258V260L183 259L184 258ZM98 257H96V258H98ZM48 258H46V259H48ZM192 259H194V258L192 257ZM197 259H196V263H197V261H199V259L198 260ZM24 260H26V259H24ZM42 260H44V259H42ZM103 260H105V258ZM185 260H186V262H185ZM190 260H191V258H190ZM17 261H19V260H17ZM27 261H24V262L27 263ZM32 261L34 262V260H31V263H32ZM139 261H138V263H139ZM253 262L255 263V261H253ZM258 262H261V261L258 260ZM241 263H238V264H241ZM37 264H39V262Z\"/></svg>","mask_w":264,"mask_h":264},{"label":"rangeland","instance_id":"2","mask_svg":"<svg viewBox=\"0 0 264 264\" xmlns=\"http://www.w3.org/2000/svg\"><path fill=\"white\" fill-rule=\"evenodd\" d=\"M6 1H8V0H1V2H0V8H1V10L5 9V10H3L2 14H0V15H1L0 17L3 18V19H0V35H1V34H2V35L4 34V36H5L6 38H4L2 35H1V36L6 40V43H7V44L5 43V44L0 45V48L2 47V48H1V51H0V59H1L0 61H2V62H0V63H4V61H5V62H7V61L9 62L13 57H15L16 54L18 55V53H19L18 50H19L20 48H23L24 45H26L27 47H30V46H31V47L29 48V52H28V50H25L26 52H25L24 54H22V57L20 58V59H21V63H20V61H19V65H22V66L24 67V68H23L22 66H20L21 68H19V69L21 70V73H20V70H19V69L16 70L17 72L15 71V69H13L14 72H12V71H8L7 73L5 72V73L2 75L3 77H1V80H2V79L4 80V79H5V76H7V78H6L5 81H4V84H2L3 86L0 87V93H1L0 96L3 95L2 97H0V99L3 101V102H2V101L0 100V189H1L0 191H2V190H4L5 188H7V187H5V186L8 185V184L5 185V183H3V179H4V182L6 181V183H8V181L10 180L9 185H11V184L14 185V183L17 184V182H18V180H19V179L17 180V178H16L15 176L20 175V173H21V176H22V175L24 174V171H25V172L28 171L29 174H27V175H29V176L32 175L31 177H35V176H33V175H35V173L37 172V171H36L37 169H38L39 172H37L38 174L36 175V177L39 175V176L41 177V179H44V178L46 177V173H49V172H45V171H42V170L39 169L40 166L45 165L44 162L47 161L46 164H53V165L55 166V170H61L63 167L66 166V165H63V163H65L64 160H65V161H66V159L68 160L67 162H68V166H69L70 164H72V163H69V161L73 158V157H71V156H73V155L75 156V155H79V154H80L81 156H82V155L84 156V154H82V153H85V154H86V151H83V150H86V147H88V145H92V146H94V147H96V145H97V147H100V148L102 147V148L104 149V146H106V143H104V142H106L107 139H109V138H110V139L107 141V143L111 142L110 144H111L113 147H112L111 145H108L107 147H105V148L107 149V150L105 149V151H107V152H106V153H107V154H106V157H105V155H104L105 153H104V154H102V153H101V154H100V153H97V155H94V158H92L93 155L91 156V158H92L91 160H95L96 163H102V162H103V159H104V160H106L104 163H108V162H109L110 165H111V164H112V165H115V164H116V160H115V161H112V159H116V157H117V159H120V161H119V160H118V161H119L120 164H121V160H122V163H123V161L125 160L124 158H127L126 156L131 155V153H132V152L134 153V151H135V152H136V153H135L136 155L132 153V154L135 155V156L132 155L131 157H133V159L135 158L134 160L137 161V162H133L134 160H133L132 158H130V157L127 159L128 161L131 159L130 162H132V163H130V162L127 163L129 166L127 165V166H126V169L129 167V170L127 169V170H128V171H127V170L125 169V170H126L125 172H126V174H127L128 176H129V173H127V172H130V174H131V172H132L131 175H133V176L130 177V178H132V179H130V180H132L133 182H132V183H130L131 181H130V182H126L127 184H129V183L131 184L127 189L130 191L131 188H134L135 186H137V182H138V180L141 181L142 183H145V182H147V180H150V179H149V178H151L150 173H149V174H142V176L140 175V176L142 177V179H143V180H142V179H140L141 177H140L139 175H137V174H133V171H134L133 169L136 168L135 166H137V167L140 166V165L142 164L141 162H144L145 159H146L145 162H144L145 164H146V163H148V165L151 164L150 162H151L152 160H153L152 163H155V161H156L157 158H158L157 156H159V158H160V157H161V154H162V152H163L164 150L161 152V150L159 149L158 151H160V153H158L157 155H155V160H154V158H152V160L148 161V159H149L148 157H150L151 154L153 153L150 149H149L150 151L147 150L145 153H143V152H141V151H140V152H139V151H136L135 149H134V150L131 149L132 145H133V146H134V145H135V146H136V145H142V144H140V143L143 142V141H142L143 138H140V139L138 138V140H136V139H134L133 137L127 135V136H125L124 140L121 141L120 139H123V137L121 136L120 133H121V132L123 131V129H125L129 124H130V125L133 124V126H136L135 128H137V129L134 128V130H136V131H139L140 133H142V131L145 132V131L147 130V127H148V125H147V123H146L145 121H146L147 118H149L150 116L155 115V114H158L157 111H158V112L161 111V107H160V106H155V107H153V108L150 107V108H148V109H146V110H144V111L141 112V114L143 113V115H144V116H142V117H145V118H144L145 120H143L144 122L141 121L143 124L145 123L144 125H142L141 122H140V123L137 122V124H136V123H134V122H136L134 119H132V118L128 119L127 117H124L123 119H122V117H121L122 121L120 120V117L118 118V120L120 121V122H119V121L117 120V121L119 122V123H117V126H118V127H117L116 125H114V124L117 122L116 120H115L116 122H115V121H112L113 123H111L110 121H107V120H103V119H102V120H98V123H97V121H96V119H95V122H96L97 124H96L95 122L92 123L91 121H88V122L90 123V125L87 124V123H88L87 120L90 119V118L92 117V114H93L94 112H99V113L102 112V113L104 114V112L107 111L108 113L105 112L106 115L116 114V112L118 113V111L120 110V107L122 108L123 106H125L124 108H132L133 106H135L136 108L133 107L132 109L140 110L141 106H143V105L146 103V100H144V99L141 98V97H138L139 94L136 93L137 95L135 94L136 97L133 96V101H132L131 103H130V101L132 100V98H131V99H127L128 101L130 100L129 102H128V101L126 102V99H125L124 101H125L126 103H125L124 101H117V103L115 104V105L118 104L117 106H115L113 102H112V106H113V107L110 106L111 103H110L109 105H105V104H107L106 102H108L110 99H112V97L114 96V94H116V95L120 94L119 91L113 93L112 95H111V94H106V96L109 95L108 98H110V99H108V101H106V99H105L106 96H105V95H104V96H97V95L95 94V93L97 92V90H95L96 92H92V93H94V94H92V93L90 92V91H93V88H94V89H95V88L97 89V87H95V83H96L97 80L95 81V80H93V79H91V78H97V79H98V77L101 76L99 79L102 80V79H103L102 76H104V79H103V80H105L106 82L108 81V84H109V85H110V83H112L113 85L118 83L117 85H118L119 89L116 88V87H117V85H116V87H115L116 90H120V92L122 91L123 93H124V92H128V90L131 88L132 83H135V82H139V83H141V84H145V83H147V82H146V80H147L146 77H147V76L144 75V73L141 72L142 68L139 66V64H140V63L143 64V62H144V63H152V62L146 59V58H147L146 55H141V56H142V57H141L140 54L136 52V54H137V55L139 54V56H138L137 58L135 57V58H136L135 60L132 59V61H133V62L136 61V62L139 63V64L137 63V64H138V65H137V68H138V66H139V69H138V70H139V73H135L134 75L130 76V78H132V79H129V77H123V80L121 79V80H119V81H115V80H114V79H115L114 75H115V74L118 75V74L120 73L121 69L124 68V67L126 66V65H125L126 63L124 64V63H122V62H123V60L125 59L126 55L129 54V53L131 52V50L128 51L130 48L127 49L126 47H124V46H125V43L123 42V43H124V45H123L122 42H121L120 45L122 44V47H123V48H122L121 46H120V47H121V49H123V50L120 51L119 46H118L117 50H115L114 48H112V51H113V52H114V51H115V52H116V51H117V52L119 51L120 53H118V54H120V56L117 54V52L115 53V54H117V55H114V54L112 55V51H111V48H110L109 51L107 50V51H108V56H106L107 59H106V57H104V59L101 57L100 59H102V60H100V59L98 58L99 56L97 57V56L95 55V57H94V52L92 51L93 49L91 48V46H92L94 43H92V45L90 44V45H89L90 47L88 46V47H87L88 49L86 48V49H87L86 51L83 50V51H84V54H83V53H72V52H73V50H72V47H73V46L70 47V44H72V43H74V42L76 43V38L78 39L77 35H78L79 31H82V30H81L82 28H83V30H90V29H92L93 26H94V25L91 26L90 22L85 21V24H84V22H82V23L79 24L80 27L78 26V28H77V27H76L77 25H73V24L71 23V21H70L71 18H68L67 20H64L63 18L60 17V13H59V12H61L64 8L66 9L65 5H67V8H70V7L72 6V4L74 3V0H64V1L61 0V1H59V2H54V3H53L54 10H55V12H56L57 10H58V11H57L56 13L54 12L53 14L50 13V15H52V18H51L50 15H48V13H46V12H41V11H40V9H41L40 7H42L41 3H39V5H38L37 3H35V2H32V3H26L25 6H26V5H31V4L33 5V3L36 4L37 6H39V7L36 8V7H35L36 5H35V6H32V5H31V8H30V9H33V10H34V8H36V10H34V13H33V14L31 13L32 10H30L28 7L26 8V9H28V12L25 11L26 13H31V14L33 15V16H30L31 14H28L29 16L27 17L29 20L31 19V20H30L31 22H32L33 20H34V21L37 20L36 22H38V20H40V21L38 22V23H40V26H38V27L35 26L36 29H35V28L33 29V26L31 27V25H28V26H27V25H26V26L24 25L26 28H24L23 26H19V27H18V26H16V25H15L14 27H12V26H13L12 23H13L14 21L7 20V19H5V18L2 17V16H4V14L7 13L6 9H7L10 13H14L15 11L17 12L18 10H14L13 5L10 4V6H9V4H8L9 1H8L7 3H6ZM10 1H11V0H10ZM20 1H21V0H19V2H18V0H17L18 3L23 4L24 1H23V0H22V2H20ZM43 1H44V0H43ZM46 1H47V0H46ZM66 1H67V2H66ZM70 1H71V2H70ZM93 1H95V0H93ZM102 1L104 2V0H102ZM105 1H108V0H105ZM118 1H121V0H118ZM122 1L126 2V0H122ZM122 1H121V2H122ZM134 1H135V3H134ZM138 1H139V0H138ZM158 1H159V2H158ZM158 1L156 0V3H154V4L151 3V4L149 5V6H150V7H149V6H147L146 4H149L150 2L148 3V1L146 2V0H145V2H144V0H143L142 5H139V4H141V0L139 1L138 4L136 3V2H137L136 0H133V2L130 3V6H131L130 8L134 7L135 9H134V8H132V9H129V8H128V11H129V13H130V12L133 13V10H135L133 14L131 13V15L134 16L135 12H136V14H137L138 11L142 12L143 9H146V11L149 12V11L147 10L148 7H149V10H150V8L152 9V6H151V5H153L154 8H155V9H154V8H153V9H154L155 12H156V10L158 9V7H160V6H161V3H162L163 1H165V0H163V1H162V0H158ZM161 1H162V2H161ZM168 1L170 2V4H172V7L170 8V10H171V9L174 10V12H172V13L174 14V17H178L179 15L181 16L182 14H183V15L185 14L184 16L182 15L183 17H185V16L187 17V16H188L187 18H189V19H191V20H192V19H195V17H196V19L199 18V17H200V18H203V17H204L203 20H202V19H198V23H199V26H200V27H199L200 29L198 28L199 31H200V30H201V31H202V30L205 31V30H212V29H213V30H215V29H216V30L221 29L220 26H218L217 23H216V25L219 27V29H218L217 26H216L217 28H215V25H213V24H215L214 19H215L218 15H220L221 13H222V16H223V17H225V18H227V19H229V18L231 19L230 21H229V20H228V21H229L232 25L235 24L234 26H235L236 30H233L234 33H235L236 31H238L237 28H238V27H241V26H238V25H240V24L242 23L241 25H243V27H241L240 29L238 28L239 31H241L242 29L245 28V21H243L244 19H243V17H241V16H240V17L237 16V18L234 16V15H237V14H236V11H237L236 9H238L239 7L242 8V6H243L244 9H246V7H248L247 9H250L251 6H253L252 9H260L259 11H262L263 8H264V4H263L264 1L262 2V0H260V1H259V0H258V1H254V0H253L254 2H253L252 0H245V3L247 2V5H248V6H246V4L243 2L244 0L241 1L242 4H240V2H239L238 0H235V2L238 1V4H240L239 6H238L237 3H235V2H234V3H235L237 6L234 5V3H231V1L233 2L234 0H231V1H230L231 6L227 5L229 2L226 3L225 0H219L221 3L218 2V0H217V2H218V3L216 2L217 5L212 4V8H216V9L213 10V9L211 8V4H210V3H212L214 0H213V1H212V0H209V2H208V0H206V1H205V0H204V1H203V0H199V2L203 1V2H201V4H204V7H201V8H198V7H197V8H198L197 10L199 11V12H198V11L196 10V7H194V6H193V7H190L188 11L186 10V9H188V7H184V8H185V10H184L183 6H181V2H182L181 0H180V2H179L178 0H174V2H173V0H172V1H171V0H168ZM177 1H178V2H177ZM183 1H185V0H183ZM215 1H216V0H215ZM215 1H214V2H215ZM226 1H227V0H226ZM228 1H229V0H228ZM15 2H16V0H15ZM48 2H49V1H48ZM61 2H62V4H61ZM64 2H65V4H64ZM157 2L160 3V4H158ZM171 2H172V3H171ZM204 2H205V3H204ZM206 2H207L208 4H207ZM222 2H223V3H222ZM260 2H262L263 5H262ZM5 3H6V4H5ZM55 3L57 4V6H59V7H57L58 9L55 8V7H56V6L54 5ZM145 3H146V4H145ZM163 3H164V2H163ZM163 3H162V4H163ZM165 3H167V2L165 1ZM173 3H176V4L173 5ZM177 3H180V4H177ZM219 3H220V4H219ZM224 3H225V4H224ZM230 3H229V4H230ZM254 3H255V5H256V3H257V4H258V7H261V8H256V6L254 5ZM3 4H4V5H3ZM58 4H60V5H58ZM134 4H136V6H138L139 9H138L136 6H134ZM156 4H157V5H156ZM218 4H219V5H218ZM223 4H224V6H227V7L225 8L226 11H225V9L223 10V8H224ZM249 4H250V5H249ZM61 5H62V6H61ZM145 5H146L147 7H146ZM155 5H156V6H155ZM158 5H160V6H158ZM205 5H206V9H207V10H208V9L210 10V8H211V10H210V12H209L210 15H213V16H214V15H215V16L217 15V16H216V17H215V16H214V17H213V16H210V15L207 13V11L205 10ZM213 5H214L215 7H213ZM241 5H242V6H241ZM259 5H261V6H259ZM2 6H3V7H2ZM4 6H6V7H4ZM7 6H9V7L7 8ZM63 6H64V7H63ZM176 6H177V7L180 6V9H181V8L183 9V10L181 9V12H182V13H180L179 8L177 9ZM207 6H209V7H207ZM216 6H222V7H221L222 9H221L220 7H216ZM228 6L231 8V10H232L231 12L229 11V7H228ZM232 6L235 7V9H233ZM249 6H250V8H249ZM29 7H30V6H29ZM32 7H34V8H32ZM60 7H62V8H60ZM140 7H141V8H140ZM142 7H143V8H142ZM236 7H237V8H236ZM254 7H255V8H254ZM262 7H263V8H262ZM10 8H11V9H10ZM191 8H192V9H191ZM37 9H39V10H37ZM59 9H61V10H59ZM136 9H137V10H136ZM140 9H141L142 11H141ZM176 9H177L178 12L176 11ZM194 9L197 11V12H195V15H194V11H195ZM201 9H202V12H201ZM203 9H204V10H203ZM219 9H220V10H223V12L220 11ZM261 9H262V10H261ZM1 10H0V13H1ZM29 10H30L31 12H29ZM41 10H42V9H41ZM86 10H87V11H86ZM154 10H153V11L151 10V14H152V12H154ZM173 10H171V11H173ZM192 10H194V11H192ZM209 10H208V11H209ZM218 10H219V11H218ZM38 11L41 12V13H44V14H41V13H40L41 16H43V15H44V16L41 17V16L39 15V12H38ZM42 11H43V10H42ZM79 11H81L82 14L85 13L84 15H87V14L89 15V9H85V12H84V11H83V8H81ZM82 11H83V12H82ZM128 11H127V12H128ZM144 11H145V10H144ZM144 11H143V12H144ZM205 11H206V12H205ZM217 11H218V12H217ZM224 11H225V13H224ZM227 11H229V12H227ZM20 12H21V11H20ZM20 12H18V13H20ZM35 12H36V13H35ZM87 12H88V13H87ZM155 12H154V14H153L154 16L151 15L150 12H149V14H148V20H147V18H146V21H147V22H151V20H149V19H151V17H152V21L154 20L156 23H157V22H158V23L161 22V25H162V24H163V20H166L167 16H166V17H165V16L162 17V18H163L162 21H159L160 19L158 18V15H157ZM183 12H184V13H183ZM188 12H189V13H188ZM191 12H192V13H191ZM200 12H201V13H200ZM203 12H204V13H203ZM213 12H214V14H213ZM233 12H234V13H233ZM26 13L21 12L20 14L23 15V14H26ZM57 13H58V14H57ZM144 13H145V12H144ZM172 13H171V14H172ZM175 13H177L178 16H177V14L175 15ZM179 13H180V14H179ZM190 13H191V16L194 15V16H193L194 18H192V17L189 15ZM202 13H203V14H202ZM205 13H206V14H205ZM217 13H218V14H217ZM261 13H264V11H262ZM7 14H8V13H7ZM127 14H128V13H127ZM171 14H170V17L173 16V15H171ZM186 14H187V15H186ZM223 14H224L225 16H224ZM226 14H227V15L231 14V15L227 17ZM233 14H234V15H233ZM46 15H47V17L50 16L51 19H50V18H49V19L46 18V19H47V20H46V19H45ZM131 15H130L129 17H131ZM145 15L147 16V14H145ZM145 15H144V18L146 17ZM168 15H169V14H168ZM207 15H209L210 17L207 18V17H208ZM26 16H27V15H26ZM149 16H150V17H149ZM201 16H202V17H201ZM32 17H35L36 20H35L34 18L32 19ZM38 17H41V19H40V18L37 19ZM101 17H103L101 23H104L103 20L106 21V20L104 19V18H105V15H104V16H101ZM101 17H98V20H97L98 22L101 21V20H99V18L101 19ZM153 17H154V18H153ZM170 17H168V19H170ZM186 17H185V18H186ZM211 17H212V19H210ZM232 17H233L234 21H233ZM234 17L237 19V21H235V18H234ZM43 18H44L46 21H44ZM131 18H134V19L132 20V19L129 18V19H130V20H129V23H130V21H131V24H134L135 26H139V25H140L139 22H138L139 20H138L137 18L135 19V16H134V17H131ZM156 18H157V19H156ZM171 18H172V17H171ZM187 18H186V19H187ZM205 18H206V19H205ZM213 18H214V19H213ZM239 18H242L243 20L241 19V22H240V19H239ZM260 18H262V17H260ZM260 18H259V17L256 18L257 20L254 19V20L256 21V22H254V23H256V24H258V25H260V24L263 25V24H264V20H259ZM52 19H55L56 21H60V20H62V21H60V23L56 22L55 25H54V22H55V21H53ZM58 19H60V20H58ZM168 19H167V20H168ZM183 19H184V18H183ZM204 19H205V20H204ZM207 19H208V20H207ZM227 19H225V20L227 21ZM262 19H264V18H262ZM48 20H49V21L51 20V22H53V23L51 24V22H49ZM136 20H137V24H136ZM206 20H207L208 23H210V21H211L210 26H209V24H208L207 22H204V21H206ZM9 21H10V22H9ZM34 21H33V22H34ZM63 21H64V23H63ZM133 21H134V23H133ZM146 21H145V22H146ZM202 21H203V22H202ZM228 21H227V22H228ZM238 21H239L238 24L235 23V22H238ZM242 21L244 22V24H243ZM257 21H260V22L257 23ZM11 22H12V23H11ZM43 22H44V23H45V22H48V23H46L47 25L51 24V28L48 27L47 25H46L47 28H44L45 25H43ZM65 22H66L68 25L71 23V25H69V26H72V27H73V29H71L72 31L74 30L73 32L70 31V30H68V32H63V30H64V29H63V26H64V24H66ZM107 22H108V21H107ZM232 22H234V24H233ZM1 23H2V24H1ZM61 23H62V24H61ZM86 23H87L88 25H87ZM105 23H106V22H105ZM126 23H128V22L123 23L124 25L122 24V28H123V29H125V26H126L125 24H126ZM129 23H128V24H129ZM202 23H203V24L205 23V25H202ZM206 23H207L208 25H207ZM262 23H263V24H262ZM41 24H42V25H41ZM58 24L61 25V26L59 25V26H60V29H59ZM81 24H82V25H81ZM110 24H111V23H110ZM131 24H129L127 27H131V26H130ZM182 24H183V26L185 27L186 22L183 20V22L180 23V24H178V25H176L175 28H174V26H170L169 28L172 29L173 32H175L176 30H177V31H180V30H183L182 28H184V27L182 26ZM211 24H212V25H211ZM1 25H2V26H1ZM32 25H33V24H32ZM85 25H86V26H90V27H87V28H86ZM158 25H160V23H159ZM219 25H220V24H219ZM29 26H30V27H29ZM43 26H44V27H43ZM53 26H55V27H53ZM56 26H58V27H56ZM119 26L121 27V24H120V23H118V27H117V29L119 28V30H120V27H119ZM135 26H134V27H135ZM206 26H209V29H208V28L206 29ZM236 26H237V27H236ZM6 27H7V28H6ZM20 27H21V28H20ZM41 27H42V28H41ZM61 27H62V29H61ZM75 27H76V28H75ZM127 27H126V28H127ZM132 27H133V26H132ZM132 27H131V28H132ZM134 27H133V29H134ZM143 27H144V26H143ZM148 27H149V26H147V28H148ZM171 27H173V28H171ZM176 27H177V28H176ZM202 27H204L205 29H203ZM210 27H214L215 29H214V28H210ZM12 28H13V29H12ZM17 28H18V29H17ZM23 28H24V29H23ZM84 28H85V29H84ZM89 28H90V29H89ZM122 28H121V30H122ZM135 28H136V29H135L136 31L138 30V31H139L140 33H142V34L140 35V33H138V31H137V33H138V34H137L136 31H135V32H134V34L136 33L135 36H133V37L131 36V35H134V34H130V36H127V35H129V33H127L128 31L125 32V30H124V31L122 30V31H123V34H125L127 37L124 36V35H122V36L120 35L121 37H119V35H118L117 38L120 39V40H118L116 37L112 36V39H111V40H114V41H117V40H118V41L120 42V41H122L121 38H123V41H127V42L130 41L132 44L135 42L136 45L138 44V47H139V45H141L140 42L143 41V40L140 39V36H143V34H146L147 32H149L148 29H149V28L151 29V27H149L148 29L146 28V30H148L147 32H146V30H144L145 27L143 28V30H142L141 26H139L138 29H137V27H135ZM140 28H141V29H140ZM9 29H11V32H10ZM16 29H17V30H16ZM19 29H20V30H19ZM32 29H33V30H32ZM44 29H45V31H43ZM51 29H52V30H51ZM174 29H175V30H174ZM233 29H234V28H233ZM4 30H5V31H4ZM6 30H7V31H6ZM12 30H13V31H12ZM46 30H47V31H46ZM48 30H49L50 32H49ZM61 30H62V31H61ZM121 30H120V32H118V31L116 30V32L121 34ZM141 30H142L143 32H142ZM42 31H43V33H42ZM53 31H54V32H53ZM194 31L199 33L198 36L200 35V32H199L198 30H197V31L194 30ZM203 31H202V32H203ZM233 31H231L232 34L230 33V31H227L228 33H227L226 31H223V32H222L223 34L221 33L222 36H220V38H222V39H226V38H228V37L224 38V36H226V35H227V36H231V37L228 38V39H234V38H236L235 34H233ZM29 32H30V33H29ZM32 32H33V34H32ZM60 32H63V33H65V34L67 33L68 41L70 40V38L72 39V36L75 38V39L73 38L74 41H72L71 43H68V46H67V43H66L67 51H68V50H70V51L67 52V53H69V54L66 55V58H65V59H64V56L60 58L59 55H58V52H59L58 50H60V49H64V48H65V42H64V43L62 42V44H61V43H59V44H57V45L55 44L53 48L56 49V51H55L53 48L48 47V46H50V45H46V44H44V43H43L42 45H41V44L38 45V46L36 47V50H33L34 48H32V45H31V43H30L31 41L28 42V44H29L30 46L27 44V41H28V40H32V39L35 38L36 36H43V35H44V36H45V35L48 36V34L51 35V33H52V35L49 36V37H52L53 35H55V34H57V33H60ZM69 32H70V33H69ZM77 32H78V33H77ZM124 32H125V33H124ZM225 32H226V33H225ZM26 33H27V34H26ZM45 33H47V34H45ZM53 33H55V34H53ZM76 33H77V35H76ZM224 33H225V35H224ZM8 34H9V36H7ZM12 34H13V35H12ZM31 34H32V35H31ZM42 34H43V35H42ZM201 34L204 35L203 33H201ZM221 34H220V35H221ZM74 35H76V37H75ZM137 35H139V39L141 40V41L139 42L140 44L137 43V42H138V40H136V39H138ZM232 35H233V36H232ZM16 36H17V37H16ZM101 36H102L104 39H102ZM101 36H100V39H101V40L96 39L98 42H100V41H104V40H106V39H109L108 37H105V36H103V35H101ZM116 36H117V35H116ZM28 37H30V39H29ZM31 37H33V38L31 39ZM97 37H98V35H97ZM204 37H205V36H204ZM215 37H216V36H215ZM215 37H213V39H215ZM247 37L249 38V35L245 36L246 39H248ZM257 37H260V39L257 38ZM257 37H256V38H257L258 40H261V39H262V36H257ZM86 38H87V37H86ZM86 38H83L84 40H82V38H80V40H82V41L78 40V41H77V45H79L78 42L82 44L83 42H87L86 40L89 41V38H87V39H86ZM98 38H99V37H98ZM128 38H129V39H128ZM132 38H133V39H132ZM134 38H135V39H134ZM141 38H143V37H141ZM171 38L173 39V37L170 35L169 38H167V40L169 39L170 42H169V40L166 41V42H169V43H173V44H175V45H178V44H176L177 42L174 43L175 41L172 40ZM206 38H207V40H209L210 37H207V36H206ZM245 38H244V39H245ZM256 38H254V40H255ZM7 39H8V40H9V39H13V41H12V40H11V41L9 40L12 44H11L9 41H7ZM15 39H16V40H15ZM27 39H28V40H27ZM124 39H125V40H124ZM217 39H218V38L216 37V40H217ZM240 39H241V38L238 39V44H239V42L241 41ZM244 39H242V40H244ZM246 39L244 40L245 43H244V41H243V42L241 41L240 44H241V45H242L243 43L246 44V42H247V44H249L248 42H250V44H251L252 42H254V41L252 40V38H251L252 42H251V41H247ZM25 40H26V41H25ZM111 40H110V41H111ZM239 40H240V41H239ZM248 40H250V39H248ZM258 40H257V41H258ZM17 41L20 42V43H18ZM108 41H109V40H107V42H108ZM110 41H109V42H110ZM255 41H256V40H255ZM4 42H5V41H4ZM104 42H105V41H104ZM107 42H105V43H107ZM22 43H23V44H22ZM25 43H26V44H25ZM135 43H134V47L136 46ZM142 43H143V42H142ZM160 43H162V42H160ZM181 43L183 44V43H185V42H182V41H181ZM181 43H180V45H182ZM186 43H187V42H186ZM186 43L184 44V46H183V45H182V46L178 45L177 48H180V47H181V48H187V47H189V46H190V47L187 48L188 50H191V49L193 50L194 47H195V48H196V47L199 48V46H193V47L191 48V45H192V44L189 43V45H188V43H187V44H186ZM19 44H20V46H19ZM21 44H22V45H21ZM60 44H61V45H60ZM154 44H155V45H154ZM154 44H153V45H154L155 47H156V46L158 47V45H157L156 43H154ZM3 45H4L5 47H4ZM6 45H7V46H6ZM12 45H14L15 47L12 46ZM75 45H76V44H75ZM142 45H143V44H142ZM142 45H141V47H142ZM144 45H146V42H144ZM144 45H143V46H144ZM151 45H152V44L150 43V45H148V46L151 47ZM153 45H152V48L155 50V47H154ZM185 45H187V46H185ZM55 46H56V48H55ZM57 46H58V47H57ZM146 46H147V45H146ZM146 46H144V47H146ZM40 47H41V48H40ZM62 47H64V48H62ZM138 47L136 46V50H138ZM144 47L142 48V50L144 49ZM150 47H149V48H150ZM157 47H156V48H157ZM12 48H13V49H12ZM14 48H15V49H14ZM17 48H18V49H17ZM44 48H45V49L47 48V49L45 50ZM48 48H49V49H48ZM90 48H91L92 50H91ZM139 48H140V47H139ZM152 48H151V49H152ZM181 48H180V49H181ZM198 48L196 49V51H195V49H194L193 51L191 50V52H192L191 54H193V52L195 51L194 54L196 53V56H198V54H202V55H199V56H201V57L198 56L200 59H201L202 57H203V58L206 57V59H207V58H208V50H207V49H202L203 51L200 50L202 53H199V51H197ZM30 49H31V50H30ZM42 49H44V50H42ZM124 49L126 50L127 53H125V50H124ZM220 49H221V50H225V47H224V48L222 47V48H220ZM71 50H72V52H71ZM134 50H135V49H134ZM134 50H133V51H134ZM136 50H135V51H136ZM206 50H207V51H206ZM230 50L233 51V52H231ZM234 50H235L234 48H233V49H232V48L229 49L230 53H234V52H235ZM43 51H44L45 53H44ZM83 51H82V52H83ZM87 51H88V52H87ZM90 51H91L90 56H91V54H92L91 57H94V58H95V59H94V58H92V59L96 60V59L98 58L99 60H98V62L92 60L91 63L87 64V67H82L83 65H79V63H78V57L83 56V55H87V56H89V52H90ZM123 51H124V52H123ZM139 51L141 52V49H140ZM2 52H3L4 54H3ZM5 52H6V53H5ZM17 52H18V53H17ZM197 52H198V54H197ZM220 52H221V51H220ZM14 53H15V54H14ZM28 53H29V54H28ZM85 53H86V54H85ZM96 53H97V52H95V54H96ZM121 53H122V54H121ZM124 53H125V54H124ZM134 53H135V52H134ZM1 54H2L3 56H2ZM81 54H82V55H81ZM194 54H193V56H194ZM8 55H9V56H8ZM12 55H13V56H12ZM68 55H70V56H68ZM78 55H79V56H78ZM121 55H122V56H121ZM137 55H135V56H137ZM178 55H179V54L175 55L174 58H175V57L177 58ZM4 56H5V57H4ZM25 56H26V57H25ZM27 56H28V57H27ZM110 56H111V57H110ZM112 56H113V57H112ZM114 56L117 57L118 59L115 58ZM118 56L121 57V59L123 58V60L121 61V59H120ZM145 56H146V58H145ZM180 56H181V55H179V60H180ZM191 56H192V55H191ZM193 56H192L191 58H193ZM196 56H194V57H196ZM10 57H11V58H10ZM108 57H110V58H108ZM140 57H141V58H140ZM198 57L195 58V59L198 60V59H199ZM5 58L7 59V61L5 60ZM9 58H10V59H9ZM26 58H27V59H26ZM31 58H32L33 60H34V58H36V59H35L36 61H32ZM113 58H115V59H113ZM138 58H139V59H138ZM142 58H143V59H142ZM181 58H182V57H181ZM20 59H19V60H20ZM23 59H24V60H23ZM74 59H76V60H74ZM108 59H109V60H108ZM119 59H120V61H119ZM140 59H141V61H140ZM145 59H146V61H145ZM200 59H199V60H200ZM206 59L204 58V60H206ZM26 60H28V63H27V62L25 63ZM60 60H61L62 62H61ZM103 60H104V61H103ZM110 60H111V61H110ZM115 60H116V61L118 60V61H119V64L121 63L120 65H121L122 67L119 65L121 68H119V66H118V68L116 67V69H113L114 71H112V73H111V72H103V74H102V72H100L99 75H100V74H102V75H100V76L98 75V76H97V75L95 74L97 71L95 72V69H92V68H96V69H98V68H99V67H98L99 64H100L99 66H100L101 68H103L104 64H105L104 67H106V66L109 65L108 63H111L112 61H115ZM142 60H143V61H142ZM182 60H183V64H184V63H185L184 61L186 60V58L183 57ZM199 60H198V61H199ZM201 60H203V59H201ZM201 60H200V63H201L200 68L197 67V69H196V70H197V73L200 74V75L197 74V76H201V75H203V74L206 72L205 70H207L208 76H213V78H216V76H217V74H219L220 70H219V71H218V70L216 71L217 74H216L215 71H213V70L209 73L208 71H210V70H208L204 65H202V64H204V63H203L204 60H203L202 62H201ZM29 61H30V62L32 61L33 63L30 64ZM101 61H102V62H101ZM109 61H110V62H109ZM132 61H131V62H132ZM139 61H140V62H139ZM147 61H149V62H147ZM186 61H187V60H186ZM189 61H190V60H189ZM128 62H129V64H128ZM153 62H155V61H153ZM24 63H25V66L23 65ZM92 63H93V64H92ZM186 63L188 64V61H187ZM186 63H185V65H184L185 68H183V67H184V66H183V67H182V70H184V71L187 70V71H186V73H187L189 69L186 67V65H187ZM74 64H75V65H74ZM76 64H77V65H76ZM95 64H97V65H95ZM152 64H154V66L157 67V65H155V64H158V63L156 62V63H152ZM159 64H160V63H159ZM48 65H49L50 67L53 68V69L51 68V69H52L51 71H53V72H52L53 74L50 73V72H44L43 74H42V73H40V74L38 73L39 70L42 69L41 67H44V66H45V67H49ZM69 65H70V66H69ZM88 65H89V66H88ZM92 65H93V67H92ZM94 65H95V67H94ZM127 65H128L129 67H132V68H133V65H135L134 68H136V63H133V65H132V64L130 63V60L127 61ZM67 66H68V67H67ZM75 66H77V67L75 68ZM79 66H80V68H81V71H80V70H79V71H76V70L79 68ZM90 66H91L92 68H91ZM141 66H142V65H141ZM161 66H162V67H165L166 64H164L163 62H161V65L158 66L157 68H160ZM203 66H204V69H203ZM65 67H66V68H65ZM69 67H70V68H69ZM162 67H161V68H162ZM167 67H168V66H167ZM167 67H166V68H167ZM38 68H40V69H38ZM74 68H75V70H74ZM83 68L85 69L84 71H82ZM168 68H169V67H168ZM198 68H199V69H198ZM22 69H23V70H22ZM66 69H68L69 72H68V70H66ZM71 69H72V70H71ZM117 69H118L119 71H118ZM73 70H74L75 73H76V74H75L76 77H77V75H78V72H79V74L82 73L81 75L78 76V77L82 76V78H81V77H80V78H76V77L73 75V74H74V71H73ZM88 70H89V71H88ZM64 71H65V72H64ZM70 71H73V74H72ZM87 71H88V72H87ZM91 71L94 72V74H95L96 76L92 77L91 74L93 75V73H92ZM9 72H10V73H9ZM18 72H19V73H18ZM66 72L72 74L75 80L72 78V75H70V74L67 75L68 73L65 75ZM83 72H84V73H83ZM89 72H90V74H89ZM140 72H141V73H140ZM171 72H173V76L170 77V78L168 79L169 81H168L167 84H170V85L172 84V85H173V83H176V84H177L176 86H178V83H179V84L181 83V79H180V77H181L182 74L178 73V75H176L175 71H173V70H172ZM195 72H196V71H195ZM203 72H204V73H203ZM212 72L214 73V75L212 74ZM221 72H222V73H220V75H218V77H220V78L217 77V79H222L224 74H225V75H224L225 78H228V77H231V78H232V75H231L230 73H227V72L224 73L223 70H221ZM48 73H50V74H49L50 76L48 75ZM85 73L87 74V76L84 75ZM104 73H105V74H104ZM183 73L186 74L185 72H183ZM7 74H8L9 76H8ZM10 74H12V75H10ZM46 74H47V75H46ZM88 74H89V75H88ZM97 74H98V73H97ZM106 74H107V75H106ZM221 74H223V75H221ZM228 74H229V75H228ZM15 75H16V76H15ZM17 75H18V76H17ZM45 75H46V77H45ZM63 75L66 76L67 78H68V76H69L71 79H73V81H72L71 79L68 78V80H69V81L71 80V81H70V82L68 81V83L66 82V84H65V83H60V82H59L61 85H60L58 82H57V83L55 82L58 86H57L55 83H53L54 81L52 82V80H55V79L58 80V78L61 79V76L64 78ZM105 75H106V76H105ZM112 75H113V76H112ZM135 75H136V76H135ZM139 75H140V76H139ZM179 75H180V76H179ZM205 75H207V74L205 73ZM230 75H231V76H230ZM11 76H12V77H11ZM13 76H14L15 78H14ZM90 76H91V77H90ZM16 77H18L19 79H22V80H21V85H19V86H18L19 83H18L17 81L20 82V80H17L18 78H16ZM48 77H50V78H48ZM55 77H56V78H55ZM57 77H58V78H57ZM66 77H65V78H66ZM175 77H176V78H175ZM11 78H12V79H11ZM13 78H14V80H13ZM53 78H54V79H53ZM86 78H87V79H86ZM88 78H90V79L88 80ZM113 78H114V79H113ZM178 78H179V79H178ZM42 79H43V81H45L44 84L46 83V80H47V79H49L48 81L51 82L52 84L50 85V84L47 82V84H46L47 87H46L45 85H42V84H43ZM60 79H59V80H60ZM80 79H81V80H80ZM176 79H177V80H176ZM228 79H230V78H228ZM241 79H242V80H241ZM15 80H16V81H15ZM59 80H58V81H59ZM103 80H102V81H103ZM113 80H114V81H113ZM132 80H134L135 82H133ZM224 80H226V79H224ZM235 80H237V81H235V82H239L238 84L243 83V81H244L242 77H241V78L238 77V78L235 79ZM13 81H14V82H13ZM94 81H95V82H94ZM105 81H104V83H106ZM122 81H123V82L125 81V83H122ZM126 81H127V82H126ZM128 81H131V82L129 83ZM174 81H177V82H174ZM178 81H180V82H178ZM241 81H242V82H241ZM15 82L18 83V84L16 85ZM23 82H24V83H23ZM71 82H72V83H71ZM88 82H89V83H88ZM164 82H165V81H164ZM164 82H162V83H164ZM235 82H234V83H235ZM8 83H9V84H8ZM90 83H92V84H90ZM148 83H149V82H148ZM10 84H11L12 87L10 86ZM22 84H23V85H22ZM48 84H49V86H48ZM54 84H55V85H54ZM82 84H84V85H82ZM108 84H107V85H108ZM126 84L128 85L127 87L130 86L129 89L126 88ZM129 84H131V85H129ZM165 84H166V83H164V85H165ZM185 84H187V83H185ZM235 84H237V83H235ZM4 85H5V86H4ZM13 85H14V86H13ZM39 85H40V87H37V86H39ZM91 85H92V90L90 89V88H91V87H90ZM124 85H125V86H124ZM181 85H182V86H181ZM181 85H179L178 87H179V88H180V87L182 88L183 86L186 87V85H184V84H181ZM188 85H191V86H188V87H192V86H193L192 83H191V84H188ZM8 86H9V87H8ZM22 86H23V87H22ZM88 86H89V89H87ZM7 87H8V88H7ZM16 87H17V88H16ZM32 87L34 88L33 90H32ZM184 87H183V88H184ZM10 88H11V89H10ZM37 88H38V89H37ZM39 88H40V91H39ZM183 88H182V91L185 89V88H184V89H183ZM186 88H187V87H186ZM21 89H22V90H21ZM36 89H37V90H36ZM16 90H17V91H16ZM30 90H31V91H30ZM35 90H36L37 93L35 92ZM191 90L194 91L193 87L191 88ZM191 90L189 89V92H191ZM3 91H4V93H2ZM11 91H12V92H11ZM187 91H188V89H187ZM193 91H192V92H193ZM196 91H197V90H195V93H198V92H196ZM89 92H90V94L95 95L97 98H98V97H100V98L102 97V100H101L100 98H98V100H96V99H94V98H91V97H93V96L91 95L90 98H91L92 101H91V100L89 101L88 99H90V98L87 96V95H90V94H88ZM183 92L186 93V90H184ZM192 92H191V93H192ZM11 93L14 94V95H11ZM34 93H35V94H34ZM191 93H189L190 95L187 94V93H186V94L189 95L190 98H192V101L194 102V101H195L194 98H196V97L194 96L195 94H192V95H191ZM262 93H263V96H264V91H262ZM9 94H10V95H9ZM16 94H17L18 96H17ZM121 94H122V93H121ZM121 94H120V95H121ZM4 95H5V97H4ZM15 95H16V96H15ZM80 95H81V96H80ZM82 95H83V96H82ZM84 95H85V96H84ZM163 95L166 96V97H163ZM169 95H170V94H167V95L162 94L161 97H160V99L164 100V99L166 98L165 100L167 101V103H168V102L171 103V101H172V104H173V105H176V106H177L176 103H179V105L183 103L182 105H184V101H185V100H184L183 102H182V101L180 102V100H178V101L176 100V101H177V102H176V101H173L172 99H174V98H173L171 95H170V96H169ZM187 95H186L185 97H187ZM13 96H14V98H12ZM29 96H33V97H32L33 99H32V98H29V99H30V100H29V99H28ZM139 96H140V95H139ZM191 96H192V97H191ZM10 97H11V98H10ZM24 97L27 98L28 100H27V99H24ZM41 97H42V99H41ZM87 97H88V99H87ZM103 97H104V98H103ZM134 97H135L136 99H135ZM137 97H138V98H137ZM2 98H3V99H2ZM20 98L22 99L23 102L21 101ZM79 98H80V101H79ZM82 98H84V99H83L84 101L82 100L83 102L81 101ZM170 98H171V99H170ZM182 98H184V97H182ZM182 98H181V100H183ZM187 98H189V97H187ZM187 98H186V101L188 100V101L191 103L192 101H191L190 99H187ZM209 98H210V97H209ZM209 98H208V100H207V99L205 100V102L203 103V106L205 105V107H209V106H210V107H209L208 109L205 108V109H203L202 111L204 112V110H205V113H207V112H209V111H212V110H211V105H210V104H212V105H213V106H212V109L214 110V111H212V113L216 112V113L218 114V115L216 114V115H217L216 119H218V117L220 118V117L222 116V114L225 113V111H224V109L222 110V108H220V106H221V105H220V101L218 102L217 100H215V96H213L212 99H209ZM9 99H10V100H9ZM11 99H12V100H11ZM34 99H35V100H36V99H37V100H38V99H41V101L43 100L44 103H43V102H42V103H43L45 106H44V105H43V106H39V105L36 104L35 102H38V103H39L40 100H38V101L36 100V101H35ZM99 99H100V102H99ZM104 99H105V100H104ZM142 99H143L144 101H143ZM184 99H185V98H184ZM5 100H6V101H5ZM8 100H9V101H8ZM18 100H19V101H18ZM26 100H27V101H26ZM87 100H88V101H87ZM93 100H94V101H93ZM134 100H135V101H134ZM140 100H141V101H140ZM162 100H161V102H163ZM209 100H210V101H209ZM214 100H215V102H214ZM14 101H15V102H14ZM28 101H30V102L33 101V102H31L30 105H29V104L27 105V103H25V102H28ZM50 101H51V102H50ZM53 101H55V103H54ZM75 101H76V102H75ZM77 101H78V102H77ZM97 101H98V102H97ZM105 101H106V102H105ZM138 101H139L140 103H139ZM159 101H160V100H159ZM186 101H185V102H186ZM188 101H187V102H188ZM216 101H217V102H216ZM1 102H2V103H1ZM21 102H22V103H21ZM56 102H57V103L59 102L58 104L60 105V107H59L58 104H56ZM119 102H121V103L119 104ZM134 102H135V103L138 102V105L136 106L137 103L134 104ZM207 102H208V103L211 102V103H209V104H205V103H207ZM4 103H5L6 105H5ZM24 103H25L26 105H24ZM28 103H29V102H28ZM53 103L56 104L58 107H57L56 105H54ZM74 103H76V105H75ZM77 103H78V104H77ZM108 103H109V102H108ZM123 103H124V104H123ZM164 103H166V102L164 101ZM18 104H19V105L22 104L23 106L21 105L20 108H18ZM34 104H35V106H34ZM71 104H72V105H71ZM73 104H74V105H73ZM103 104H104V105H103ZM141 104H142V105H141ZM186 104H188V103H186ZM3 105H4V107H6V106H7V107L4 108ZM12 105H13V106H12ZM52 105H53V106H52ZM128 105H130V106L132 105V106H131V107H127ZM179 105H178V106H179ZM206 105H207V106H206ZM10 106H11V107H10ZM24 106H25V107H24ZM26 106H28V107H26ZM36 106H37V107H36ZM107 106H110V108H108ZM9 107H10V109L12 108V110L14 109V111H17V112H15V113H17V114H15L14 111H11V112H10V111H9L10 109H8ZM14 107H15V108H14ZM16 107L18 108V110H17ZM31 107H32V108H31ZM35 107H36V108H35ZM38 107H39V108H40V107H41V108L44 107L45 109L42 108V109L40 110V109H38ZM46 107H47V108H46ZM111 107H112V109H111ZM114 107H115V108H114ZM137 107H139V108H137ZM3 108H4L5 110H4ZM33 108H34V109H33ZM107 108H108V109H107ZM116 108H117V111H116ZM118 108H119V110H118ZM124 108H123V109H124ZM151 108H152L153 110H152ZM43 109H44V110H43ZM114 109H115V110H114ZM158 109H159L160 111H159ZM168 109H169V108H168ZM168 109H167V111H168ZM26 110L28 111V113H29V117H30L31 119H32V117H33V119H34V116H36V117H37L38 115L41 116V117H39V116L37 117V119H38V118H39V119L41 118V119L39 120L40 122H39L38 120H36V119H34V120L32 119V120L35 121V122H33V121H28V120H31V119L26 120V116L28 115V114H25L26 116L24 115V113H25ZM29 110H30V111H29ZM42 110L44 111V113L46 112L45 115H44V114H43V115L40 114V112H42ZM102 110H103V111H102ZM113 110H114V113H113ZM206 110H208V111H206ZM27 111H26V112H27ZM31 111H32V112H31ZM111 111H112V113H111ZM167 111H166V112H167ZM9 112H10V113H9ZM30 112H31L32 114H31ZM33 112H34L36 115H35ZM79 112L81 113V117H79V115H78V114H80ZM109 112H110V113H109ZM12 113H13V114H12ZM221 113H222V114H221ZM168 114L170 115V113H168ZM168 114H167V116H168ZM214 114H215V113H214ZM219 114H220V116H219ZM31 115H32V117H31ZM89 115H90V117L88 118ZM216 115H215V116H216ZM223 115H224V114H223ZM42 116H44V118H43ZM171 116H172V114H171L170 116H168V117H169L168 119L165 117L164 120H163V118H162V120H159L158 124L156 123L155 125L160 126V123H161V122H164V124L162 123L163 126L170 125L169 123H171V125H172L173 123L175 124V122H173V119H172L173 117H171ZM13 117H14V118H13ZM17 117H18V118H17ZM23 117H25V122H23L24 120H22V119L19 120V118H23ZM27 117H28V116H27ZM36 117H35V118H36ZM56 117H57V118H56ZM75 117H76V119L78 118L80 121H79V120L77 121V120L75 119ZM15 118H17V121H18V120H19V121L17 122V121L15 120ZM42 118H43V119H42ZM53 118L56 119V120H55L56 122L54 121ZM81 118H83V119H81ZM87 118H88V119H87ZM50 119H51V123H53V121H54V124L56 125L55 127L51 126L52 124H51V123L49 124V122H48V125H50V126H48V125L46 124V123H47V120L49 121ZM52 119H53V120H52ZM57 119H58L59 124L57 123ZM91 119H92V118H91ZM181 119H184V118H181ZM181 119H179V120H181ZM59 120H62L63 123H62V121H59ZM72 120H74V121H72ZM125 120H126V121H125ZM14 121H16L17 124L19 123L18 126H20V127H18L17 124H16V122L14 123ZM20 121H21V125H20ZM37 121H38V123H37ZM44 121H45L46 123H44ZM70 121H72V122H74V123H72V122H70ZM76 121L78 122V125H77ZM81 121H82L83 124L85 125V127L83 126L84 128L82 127V124L80 123ZM92 121H93V119H92ZM104 121H107V122L105 123ZM182 121L184 122V120H182ZM26 122H27L28 124H27ZM29 122H30V123H29ZM60 122H61V123H60ZM67 122H69L68 125H67ZM99 122H100V125H99V126L101 127V125H102V129L98 126V127L100 128V130L97 128V126H95V125H98ZM101 122H102V124H101ZM103 122H104V123H103ZM183 122H180V121L178 122V121H177L176 123H180V125H181V124H183ZM226 122H227V121H224V122L222 121L220 124H218V123H219V122H218V123H217L218 126L216 125L215 127H218L219 129L226 127V128H224L225 130H227V129L230 130V129H231V128H230L231 126L228 124V125H227L228 127H227V126H226V124H227ZM22 123H23L24 128L27 126L26 129H24V128L22 127ZM32 123H33V124H32ZM34 123H37V124H34ZM56 123H57V124H56ZM64 123H66V125H65ZM109 123H110V125H112V126H110L109 129H106L105 132H104V130H103V129H104L103 126H105L106 128H108L107 125L109 126ZM165 123H166V124H165ZM167 123H168V124H167ZM15 124H16V125H15ZM60 124H61V125L63 124V126H64V125L67 126L68 128H67V127H64L66 130H68V129H69V130H70V129H73V130H74V128H75V130H74V131H73V130H72V131H71V130H70V131H69V130H68V131H65V129L63 128V126H61ZM69 124H71L72 127H70ZM74 124H75V125H74ZM118 124H119L120 126H119ZM139 124H140V125H139ZM213 124H214V123H212L211 126H213ZM25 125H26V126H25ZM59 125H60L61 129H59V128H60ZM76 125H77L78 128H79V127H80V128L78 129V128L76 127ZM87 125H89V126H88V128L86 129ZM124 125H126V126H124ZM14 126H15V127H14ZM16 126H17V127H16ZM34 126H35V127H34ZM93 126H95L96 129H95ZM137 126H138V127H137ZM222 126H223V127H222ZM21 127L23 128L24 132H25V130H26V132L29 131V132L32 134V136H31V134H30V137H31V138H33V135L35 136V134L38 133V134L40 135L41 139H39V141L34 139V138L38 139V137H39V135H38V137H34V138L32 139V141H29V143L32 144V143H34L33 141L35 140V143L32 144V145H29L28 142H27V143L20 144L19 146L17 145V146L20 147V148H21V145H22V148H21V149H23L25 146L28 145L29 148H28V146L25 147L26 149L28 148V150L25 151L26 149L24 148L25 150H24V149H23V150H24L25 152H24L23 150H22V151H23L24 153H26V152L29 151L28 153H30V154L26 153V157H27V158L25 157V155H23L24 153L21 154L22 156H21V155H20V156H19V155L15 156V157L17 158V160H18V161H17V160L14 159V158H15L14 155H13V156H12V155H9L8 150H7V152H6V151H5L6 149H5V150L3 149L4 146H2V144L5 145V146H7V144H10V146H12L13 144L11 145V142H14V141H9L8 139H9V138H10V140L13 139V138H11V136H12V135H15L16 132H17L18 130L21 129ZM56 127H58V129H56ZM73 127H74V128H73ZM89 127H90V129H89ZM141 127H144L145 129H144V128H141ZM16 128H17L18 130H15ZM82 128H83V129H82ZM112 128H114V130H112ZM115 128H116V129H115ZM119 128L121 129V132H120V129H119ZM140 128H141L142 130H141ZM229 128H230V129H229ZM13 129H14V130H13ZM97 129H98V130H97ZM110 129L113 131V134H112V131H109ZM224 129H221V130H224ZM10 130H11V131H10ZM21 130H22V129H21ZM21 130H20V131H21ZM23 130L21 131V133L23 132ZM54 130H57V131L54 132ZM115 130H116V131H115ZM9 131L11 132L12 135L10 134ZM12 131H13V133H12ZM20 131H18L19 134H18V132H17L16 135H21V134H20ZM78 131H79L80 133H79ZM97 131H99V132H97ZM106 131H109V132H110V133L108 132V133H109L108 136H110V135L112 134L109 138H106V137H108ZM117 131H118V132H117ZM29 132H27L28 134H27V133H23V134H27V135L29 136ZM52 132H53L54 134H55L56 132H58V133H59V132H60V133L62 132L61 136L59 135L61 138L59 137L57 140H54L55 137L53 138L54 135H53ZM77 132H78L79 134H76ZM82 132L84 133L85 138L83 137V133H82ZM115 132L117 133V136H118V137H117L116 135H114ZM197 132H198V131H197ZM197 132H196V133H197ZM3 133H4V134H3ZM8 133H9V134H8ZM14 133H15V134H14ZM33 133H35V134H33ZM43 133H44L45 137L42 135ZM67 133H68L69 135H68ZM105 133H106V134H105ZM92 134H93V136H92ZM95 134H98V135H99V134H102V135L104 136V138H106V139H104L103 143L100 141V142L103 144L102 146H100L101 144L98 145L99 142L97 143V142L95 141V142L93 143V138H94V135H95ZM154 134H155L154 136L152 135L153 137H156V136H157L158 138H161V137H159V136H161V133H159V134L154 133ZM178 134H179V133H177V136H178ZM41 135H42V136H41ZM51 135H53V136H52L53 139L50 138ZM55 135H57V137H58V134H55ZM81 135H82V136H81ZM102 135H100V136H102ZM105 135H106V137H105ZM122 135H123V133H122ZM194 135L197 136V137H199V136H201V133L198 132L197 135H196V134H194ZM6 136H7V137H6ZM9 136H10V137H9ZM36 136H37V134H36ZM70 136H73V137H70ZM90 136H91V137H90ZM113 136H114V137H113ZM115 136H116V137H115ZM179 136H181V134H179ZM43 137H44V138H43ZM75 137H76V138H75ZM80 137H81L82 139H81ZM119 137H120V139H119ZM129 137L133 138V142H132L131 138L128 139ZM157 137H156V139H155V138H154V139L157 140ZM173 137H175V136H173ZM31 138H30V139H31ZM47 138H48L49 140H48ZM168 138H169V137H166L165 139H166V140H170L172 137H170V139H168ZM178 138H179V137H177V139H178ZM6 139H7L8 141H7ZM50 139H51V140H50ZM55 139H56V138H55ZM114 139H115V140H116V139L118 140L116 143H119V142H120L121 144H120V143H119L118 145L115 144V140H114ZM127 139H128V140H127ZM179 139H181V137H180ZM229 139H230V138H229ZM229 139L226 138L225 140H229ZM88 140H90L91 142H90V144L87 145V143L89 142ZM94 140H95V138H94ZM105 140H106V141H105ZM134 140H136V141H134ZM171 140H172V139H171ZM261 140H262V139L259 137V138H257V141H254V142H257L258 145H259V142H261ZM6 141H7L8 143H6ZM36 141H38V142H36ZM74 141H75V142H74ZM87 141H88V142H87ZM184 141H185L184 143H186V142L188 141V139H187V140H184ZM9 142H10V143H9ZM69 142H70V143H69ZM112 142L114 143V145L112 144ZM129 142H132V143H131L132 145H131V144L128 145ZM73 143H74V145H73ZM184 143H183V144H184ZM257 143H253V144H257ZM14 144H16V142H15ZM17 144H18V143H17ZM25 144H27V145H25ZM61 144H63L64 147H61V146H63V145H61ZM65 144H66V145H65ZM104 144H105V145H104ZM59 145H61V146H59ZM68 145H69V146H68ZM70 145H71V148H72V149L70 148ZM83 145H84V146H83ZM115 145H116V148H115ZM41 146L46 147V149H47L48 152L46 151V149H44V151H46V153H48V154L50 153V154H49V155H47V154L40 155V154H39L40 151L43 150V149H42L43 147H41ZM58 146L60 147V149H61V148L63 149V148H65V147L67 146V147L69 148V150H70V149L73 150V151L70 150L72 153H70V151L68 152L70 155H66V156H68L69 158H67V157L64 158L65 155H64L63 157H61L62 155H60V157H61V159H60V157L58 156L59 154H56L55 156H54V155H51V152H49V149H50V150H58V149H59ZM109 146H111L110 149H108ZM117 146H118V147H117ZM127 146H128V148H127ZM129 146H130V147H129ZM30 147H33L34 149H33V148H32L33 150L30 149ZM47 147H48V148H47ZM49 147H51V148L54 147L55 149H53V148L51 149V148H49ZM40 148H41V149H40ZM83 148H84V149H83ZM133 148H134V147H133ZM36 149H40V150H39V153H38L39 155L36 153V151L38 152V150H36ZM125 149H126V151H124ZM31 150H32L33 152H32ZM113 150H115V151H113ZM116 150H118V152H116ZM119 150H122V151H120L121 153L119 152ZM127 150H129V151H127ZM131 150H133V151L131 152ZM30 151H31L33 154L35 153V154H34L35 157L32 156L33 154L31 155V152H30ZM156 151H157V150H156ZM156 151H155V152H156ZM115 152H116V153H115ZM126 152H127V153L130 152V154L128 153V155H127V154H125ZM148 152H149V153L151 152V154H149ZM155 152H154V153H155ZM73 153H74V154H73ZM108 153H109V154H108ZM118 153H120V154H118ZM141 153H142V155H145V156H143V158H142V156H141ZM146 153H147V154H146ZM154 153H153L152 155H154ZM10 154H12V153L10 152ZM27 154H28L29 156H28ZM116 154H117V156H116ZM148 154H149V156H148ZM165 154H166V152L163 153L164 157H165ZM37 155H38V156H37ZM163 155H162L161 158H164ZM18 156H19V157H18ZM23 156H24L25 158H24ZM36 156H37V157H36ZM44 156H45V157H44ZM83 156H82V157H83ZM95 156H96V157H95ZM108 156H109V157H108ZM110 156H111V157H110ZM112 156H113V157H112ZM114 156H116V157H114ZM147 156H148V157H147ZM12 157H13V158H12ZM31 157H32L33 159H32ZM56 157L58 158V160H59V159L61 160V161H60V160H59V161L61 162L62 165L60 164V162L57 160ZM144 157H146V158L144 159ZM152 157H154V156H152ZM62 158L64 159V160H63V163H62ZM83 158H84V157H83ZM86 158H87V157L85 156V159H86ZM88 158H89V157H88ZM88 158H87V159H88ZM100 158H101V159H100ZM106 158H108V159H106ZM109 158H111V161H109ZM141 158H142V159H141ZM13 159H14V160H13ZM54 159H55V160H54ZM9 160H10V161H9ZM20 160H21V161H20ZM127 160L124 161V164H125V165H126V161H127ZM139 160H140L141 162H140ZM172 160H175V162L177 163V161H176L175 158H172ZM3 161H4L5 163H3ZM11 161H12V162H11ZM13 161L16 162L17 165L19 164L20 168H19V167H16V168H17V169H16L17 171L15 170L14 172H10V173H9V172L6 171V169H7L6 166H10V165H12V164L14 163ZM42 161H43V162H42ZM57 161H58L59 163H56ZM166 161H168V163L171 165V166L167 165L169 168H172V167L174 166V164H176V163H174L173 161H172V162H173V163H172V162L170 161V159H166ZM186 161H187V158H185V162H186ZM39 162L42 163V164H41V165L38 164ZM70 162H71V161H70ZM110 162H111V163H110ZM112 162H115V163H112ZM119 162L117 163L118 165L116 164V165H117L116 167H118V166L121 167V165H119ZM156 162H157V161H156ZM1 163H2V164H1ZM34 163H35V164H34ZM168 163L166 162V164H168ZM3 164H5L6 166H4ZM16 164L14 163L13 165L16 166ZM25 164H27V167H26V170H27V171L24 170V169H22V168L25 167ZM31 164H32V165H31ZM74 164H75V163H74ZM74 164H73V165H74ZM82 164H83V163H82ZM82 164L79 163V162H77L75 165H76V166L78 167V169H79V166L81 165V167H82ZM109 164H108V165H109ZM124 164H123V165H124ZM209 164H210V163H209ZM2 165H3V166H2ZM13 165H12V166H13ZM28 165H29V167H28ZM34 165H35V166H34ZM37 165H38V166H37ZM73 165H72V166H73ZM75 165H74V167H75ZM110 165H109V166H110ZM123 165H122L120 171H123V169H122V168L124 167ZM130 165H134V166L132 167V166H130ZM152 165H153V164H151V167H154L155 165L157 166V168H156V166H155V167L152 168V169H155V170H156V169L159 168L158 163L154 164V166H152ZM1 166H2V167H1ZM30 166H32V167L34 166V170H35L36 172H35L33 169L30 170V168H32V167H30ZM72 166L70 165V167H68V169L74 170V167L72 168ZM167 166H166V168H167V171L169 172L170 169H169ZM81 167H80V168H81ZM1 168H2V169H1ZM3 168H5V169H4L5 171H3ZM18 168H19V169H22V170H18ZM124 168H125V167H124ZM159 169H162V168H159ZM159 169H158V171H159ZM29 170H30V171H29ZM32 170H33V171H32ZM75 170H76V168H75ZM131 170H133V171H131ZM155 170H153L152 173L156 172L154 175H157V177H158V176H161V174L163 173V172L161 173L162 170H160L159 172H158L157 170H156V171H155ZM179 171H180V170H179ZM179 171H178V173H177L178 176H179V175L183 176L184 173H185V174H186V177H187V172H188V170H185V172H184V170H183V171L181 170L180 173H179ZM6 172H7L8 174H7ZM22 172H23V174H22ZM32 172H33V173H32ZM34 172H35V173H34ZM123 172H124V171H123ZM123 172H121L122 175H123ZM125 172H124V174H125ZM165 172H166V171H165ZM54 173H56V172H54ZM54 173L52 172V173L50 174V175H51V178H53L52 176L54 175ZM121 173L118 172L117 177H118L119 174H121ZM181 173H182V174H181ZM9 174H10V175H9ZM13 174H14V175H13ZM17 174H18V175H17ZM99 174H100V172H99ZM99 174H98V172H97L98 177H99ZM171 174H172L171 172H170V174H169V173H166V175L168 176V177H167V180L170 179V177H171L170 175H171ZM11 175H12V177H11ZM25 175H26V174H24V177H26ZM47 175H48V174H47ZM127 175H125V176L123 175L122 177L120 176V177L116 178V181H117V179L120 180L119 178H122V179H123L124 177H125V180H123V181H124V182L127 181V179H126V177H128ZM136 175H137V176H136ZM143 175H145V178H144ZM147 175L149 176V177H147L148 179H146V176H147ZM3 176H4V177H3ZM9 176H10V177H9ZM21 176H20V177L18 176V178H21ZM169 176H170V177H169ZM181 176H180V177H181ZM36 177H35V178H36ZM47 177L50 178L49 175H48ZM98 177H97V179H96V174L93 175V178H95L96 181H98V179H99ZM152 177H153V175H152ZM154 177H155V176H154ZM180 177H179V178H180ZM184 177H185V175L183 176V178H184ZM186 177H185V178H186ZM35 178H34V179H35ZM37 178H38V177H37ZM37 178H36V180H38ZM91 178H92V177H89V179H91ZM137 178H139V179H137ZM155 178H156V177H155ZM7 179H8V180H7ZM39 179H40V178H39ZM1 180H2V181H1ZM36 180H35V181H36ZM136 180H137V181H136ZM11 181H12V182H11ZM38 181H39V180H38ZM120 181H122V180H120ZM143 181H144V182H143ZM13 182H14V183H13ZM98 182H100V181H98ZM98 182H97V183H98ZM135 182H136V183H135ZM141 182H139V183H141ZM167 182H168V181H167ZM139 183H138V184H139ZM3 184H4V186H3ZM100 184H101V183H100ZM127 184H125L126 187L128 186ZM145 184H146V183H145ZM101 185H102V184H101ZM101 185L99 186V184H97L96 187H99V188H100ZM204 185H205V187H204ZM206 185H207V183L205 182V183L203 184V187H204L205 189H206ZM15 186H16V185H15ZM55 186H56V185H55ZM55 186L52 187V189H53V190L55 189L54 191H59V192H61L60 189L57 188V187L55 188ZM196 186L199 187V186H200V183H198ZM23 187L26 188V187H28V185H24ZM29 187H30V188H28V192L26 193V195H23V194H22V195L19 196V194H18L19 192H18V191H15L14 194L17 192L16 194H17L18 197H17V196L15 197V196L13 195V196L16 198V200H15V198H14L13 196H12V198L10 197L9 201L11 200V201H10L11 203H10L9 201H7V202L5 201V202H6V203H5L3 200H5L6 198L3 197V195L0 194V195H1V196H0V203H1V205H3V204H7V203L9 202L10 204H8V205H11V206H12L11 209H13V211H10L9 209H8V210L6 209V210H7V211H6L5 209L2 210V208H0V222H1V223H0V228H1V229H0V231H1V232H0V251L2 252V253L0 252V255H2V254L5 255V253H6L7 255L10 254L9 256L12 255L13 260H14V258H15V259L17 258L16 260H14L15 262L13 261L14 263L12 262V263H9V264H22L24 261H27V260H28L27 263L24 262L25 264H29V263H30V264H37L38 262H39V264H44V263H45V264H50V263H52V259H50V258H48V257H46V258H48V259H46L45 256L41 253L42 250H39V249H38V245H39V246L41 245L39 248H43V244H41V243H44V242L46 243V241H47V234H46V235H44V234L41 235L40 233H38V234L40 235V237L43 238V239H42V238H40L38 235H36V234H37V233H36L37 231H35L36 228H35V229H34V228H33V229H32V228H31V229H27V227H29V225L26 226L27 223L30 224L31 222H32V223H35V224H36V222H37V223L39 222L38 224H41L42 222H44L45 224H48V222H49L48 219L45 218V219H47V220H45L43 217H39V216H37V219H38L39 221H37V219H35L36 217H31L32 219H31V220H30V219L28 220V219H26V218H24V217H23L24 219H22V217H20L19 215H16V214H17V213H16L17 210H16L15 207L20 203V201H21V203H22V202H28L29 199H31V198L33 199V198H34L33 196H31V193H32V190L34 189V187L31 186V185H30ZM92 187H93V186H90V189H91ZM39 188H40V191H39ZM93 188H95V187H93ZM93 188H92V189H93ZM30 189H31V190H30ZM36 189H37V190H35V191L33 190L32 195H33V194L36 195V194H38V193H40L41 195H45V194H46V191H48V188H47V189L45 188L46 191H45V193L43 192V193H44V194H43V193H41V192L45 190L44 188L37 187ZM42 189H44V190H42ZM56 189H58V190H56ZM87 189H89V186H88ZM50 190H51V189L49 188V191H48L49 193L47 192L48 194H46L47 197H49V196H50V193L52 192V190H51V191H50ZM150 190H151V191H150ZM153 190H154V187L151 188V189H146V192H147V191H148V192H152ZM216 190H217V189H216ZM37 191H39V192L36 193ZM69 192H70V191H69ZM146 192H144L145 194L143 193V195H144V200H147V198H148L147 194H149V193L147 192V194H146ZM16 194H15V195H16ZM70 194H71V193H68V195H70ZM41 195H40V196H41ZM46 195H45V196H46ZM66 195H67V194H66ZM71 195H72V196L74 195V197H75V194H71ZM30 196H31V197H30ZM37 196L40 197L39 194L36 195V197H37ZM230 196H232V195H230ZM2 197H3V198H2ZM19 197H20V198H19ZM47 197H46V198H47ZM142 197H143V196H142ZM4 198H5V199H4ZM18 198H19V201L17 200ZM40 198H42L41 200H42V202H44V203H43L44 206L47 204L46 202H47L48 200H50V198L46 199L44 196H43V197L41 196ZM43 198H45L44 200H46V202L43 201ZM69 198H73V197L68 196V199H69ZM145 198H146V199H145ZM13 199H14V201H13ZM21 199H22V200H21ZM32 199H31V200H32ZM93 199H94V197H93ZM93 199L90 200L91 202L88 201V202H85V203H87V205H88V204H92V203H97V202H98V204L101 203V204H99V205L97 204L98 206L95 204L94 206H92L91 208H89L90 210H92V213H95V212L97 213V211H99V210H101V208L105 207V206L103 205V204H105V203H103V202H101V201L99 202L96 198H95L94 200H93ZM181 199H182L181 197H180V198L178 197V202H180ZM6 200H8V199H6ZM69 200H70V199H69ZM69 200H68V201H69ZM96 200H97V201H96ZM144 200H143V201H144ZM15 201H16V202H15ZM92 201H93V202H92ZM175 201H176V202H175ZM181 201H182V200H181ZM50 202H51V203H50ZM174 202L177 203V199L174 200L172 203H174ZM59 203H61V204H59ZM62 203H63V205H65V203H67V202H58L59 205H58L57 202H56V204L59 206V210L57 209V211L61 213L60 215L65 214V213H66V208H67V204H66V206L64 207V206L62 205ZM69 203L71 204V202H69ZM69 203H68V207L70 206ZM12 204H14V207H13ZM16 204H17V205H16ZM48 204H49V205H46L47 207L50 206V207H48V209H51L52 206H53V208H54V207L58 208V207L56 206V204L53 205L52 201H48ZM60 205H62V206H60ZM100 205H102L103 207H102V206L99 207ZM105 205H106V204H105ZM95 206H96V207H95ZM0 207H1V206H0ZM47 207H46V208H47ZM63 207H64V208H63ZM62 208H63V209H62ZM69 208H70V207H69ZM69 208H68V213H70L71 216H72V214L74 213L73 216H72V218H73L76 214L79 216L81 213H84L85 210H86V211H90V210H88V208H86L85 210L83 209V210H82L83 212H82L81 210L77 211V208H74V207L71 208V210H70ZM152 208H154V207H152ZM54 209H55V208H54ZM64 209H65V210H64ZM96 209H98V210H96ZM114 209H115V210H114ZM116 210H119L118 212H120L121 208H119V207H113L112 215H113V213H114L113 211L116 212L115 215H118V214H120V213L122 212V210H121L120 213H117ZM8 211H9V212H8ZM61 211H62V212H61ZM70 211H71V212H70ZM86 211H85V212H86ZM156 211H158V210H155V211L152 210V211L149 212V213H150V215H154V214L157 215L156 213H158V214L161 213V211H158V212H156ZM177 211H178L177 215H178V218H179V219H180L181 217H184L183 215H184L185 213H184L183 211H180V210H177ZM179 211H180V212H179ZM2 212H3V214H2ZM72 212H73V213H72ZM76 212H77V213H76ZM80 212H81V213H80ZM218 212H219V214L221 213L219 210L216 211L215 213H216L217 215H219ZM79 213H80V214H79ZM149 213H148V214H149ZM213 213H214V212H213ZM213 213H212V215H211L212 217L210 216V213H207L208 217L205 218V219L218 217V216H216V214H213ZM13 215H14V217H13ZM77 215H76V216H77ZM177 215H176V213H175V216H177ZM207 215L205 214V216H207ZM213 215H215V216L213 217ZM209 216H210V217H209ZM18 217H20L21 219H20V218L18 219ZM16 218H17V219H16ZM105 218H106V217H105ZM175 218H177V217H175ZM25 219H26L27 221L24 222ZM43 219H44V220H43ZM70 219H71V218H70ZM107 219H108V218H107ZM42 220H43V221H42ZM13 221H14V223H13ZM16 221H17V222H16ZM21 221H23L24 224H25V223H26V224H25V225H24V224L22 225L23 222L20 223V224H17L18 222H21ZM28 221H29V222H28ZM30 221H31V222H30ZM45 221H46V222H45ZM69 222H71V223H69ZM158 222L160 223V225L156 222V223L158 224V225L156 224V226H161L163 229H162V230H159V229H158L157 231L162 232V231L164 230V226L166 225V222H167V221H164L163 224H162L160 221H158ZM200 222H201V221H200ZM200 222H198L197 224L199 225ZM44 223H42V224H44ZM68 223H69V224H68V227H69V228H68V232L70 231L71 234H72L73 232H74L75 234H77V233L79 232V229H80V228H83V229H81V230H82V231H86L87 234L90 233V232L87 231L88 229H87V230L85 229V228L87 227V226L85 225L86 222L79 223V224H78V223H75V224H77V225H74V226L77 227V228H76L77 230L75 229V227H73V224H74L73 220H69ZM201 223H202V222H201ZM13 224H14V225H13ZM35 224H33V225H35ZM38 224H37V225H38ZM45 224H44V225H45ZM152 224L155 225L154 222H152ZM185 224H186V225H185V228L188 227V228H187L188 230H189V227H190V230L193 229V225H194V227L197 226V224L189 223V222H187V223H185ZM187 224H188V225H187ZM3 225H4V226H3ZM17 225H18V227H17ZM37 225H35V227H37ZM69 225H70V226H69ZM191 225H192V226H191ZM21 226H22V227H21ZM25 226H26V227H25ZM38 226H39V225H38ZM85 226H86V227H85ZM126 226H127V224H126ZM126 226L124 225V230H126V229L128 228V227H127V228L125 229ZM150 226H152V225H150ZM186 226H187V227H186ZM260 226H261V224H260ZM4 227H6V228H4ZM8 227H9L10 229H9ZM19 227H21V228H19ZM122 227H123V225H122L120 228H122ZM161 227H158V228L161 229ZM165 227H166V226H165ZM191 227H192V228H191ZM261 227H262V226H261ZM23 228H24V229H23ZM56 228H58V227H54V230H55ZM63 228H64V229H63ZM146 228H147V227H146ZM150 228H151V227H148L147 230H149ZM152 228H153V229H152ZM152 228L150 229L152 232H153V230L157 229V228H155L154 226H153ZM166 228H167V227H166ZM183 228H184V227H183ZM185 228H184V229L181 228V230H180V234H184V233H185V235H186L187 232H184V231H185V230L187 231V229H185ZM16 229H17V231H16ZM20 229L23 231L22 233H21ZM26 229H27V230H26ZM73 229H75V230H73ZM129 229H130V228H129ZM260 229H261V228L259 227V230H260ZM10 230L12 231L13 234L11 233ZM56 230H58V229H56ZM59 230L64 231V230H65V226H64V227L62 226V229H61V227H60ZM71 230H72V231H71ZM81 230H80V231H81ZM113 230H115V229H113ZM113 230H112V232H111L112 236H114V233H113L114 231H113ZM150 230H149L148 232H150ZM166 230H168V229H166ZM183 230H184V231H183ZM8 231H10V232L8 233ZM29 231H30V232H29ZM76 231H77V233H76ZM122 231H123V229H122ZM260 231H261V230H260ZM15 232H16V234H17V237H16V235H14ZM26 232L29 233V234H27ZM160 232H156L157 234L155 233V234H156L155 236L158 237V239H159V236L161 235ZM188 232H189V231H188ZM2 233H3V234H2ZM5 233H6V234H5ZM35 233H36V234H35ZM159 233H160V234H159ZM261 233H262V232H260V234H261ZM7 234H8V235H7ZM11 234H12V235H11ZM23 234H25V235H23ZM75 234H74V236H75ZM91 234H92V233H91ZM91 234H90V236H91ZM237 234H240V236L237 235ZM6 235H7V236H6ZM13 235H14L15 237H14ZM27 235H29L30 237L32 236V239H35V240H38V239L40 238V242H39V241H34V242H38L37 247H36L37 249H35V251L33 250V253L29 255L30 257L27 256V255L29 254V253H27L26 256H24L23 258H21V256H20V253H21V252H20V249H24V247H22V245H24L25 243L27 244V242H29L30 240H32V239H29L30 237L28 236L27 239H29V241H27V239H25V237H27ZM35 235H36V237H35ZM72 235H73V234H72ZM244 235H245V233H243L242 231L239 230V231L236 233L235 236L237 237V239H240V238H241V239L244 240L245 238H247V237L244 236ZM261 235H262V234H261ZM10 236H11V238H13V239H11ZM33 236H34V237H33ZM37 236H38V239H37ZM92 236H93V235H92ZM238 236H239V237H238ZM2 237H3V238H2ZM7 237H8V238H7ZM21 237H22V239H21ZM132 237H133V236H131V237L129 238L131 241H133V239L136 238L135 234H134V237H133V238H132ZM258 237H262V236H259V234H258ZM1 238H2V239H1ZM131 238H132V239H131ZM187 238H188V237H187ZM187 238H186V239H187ZM8 239H9V240H8ZM14 239H15V242L13 241ZM24 239H25L26 241H25ZM129 239H128V241L130 242ZM248 239H249V238H248ZM17 240H18V241L21 240V241H20L21 245L19 244V242H17ZM42 240H43L44 242H43ZM45 240H46V241H45ZM187 240H189V241H187V243L189 242L191 245L193 244V241H192V243L190 242V241L192 240L191 238H188ZM213 240H214V237L211 238V242H212ZM24 241H25V242H24ZM32 241H33V240H32ZM70 241H71V239H70ZM156 241H157V242H155V243H156V244H155L156 246H158V247H160V248L163 247L164 249H165V247H167V243H165V242H166V239H163V240H162V241L164 242L165 245L162 244L163 242L161 241V239H160V240H156ZM13 242H14V243H13ZM22 242H23V243H22ZM158 242H159V243H158ZM161 242H162V243H161ZM182 242H183V241H182ZM182 242H181V243H182ZM184 242H186V240H185ZM16 243H18V244H16ZM39 243H40V244H39ZM187 243H186V244H187ZM219 243H220V242H219ZM5 244H6V245H5ZM4 245H5V246H4ZM15 245H16V246H17V245H20V247L17 246V247H18V248H17ZM183 245H184V244H183ZM14 246H15L16 248H15ZM185 246H186V245H185ZM188 246H189V244H187L186 247H188ZM190 247H193V246H190ZM6 248H7V249H6ZM8 248H9V249H8ZM10 248H11V249H10ZM14 248H15V249H14ZM19 248H20V249H19ZM163 248H162V249H163ZM18 249H19V250H18ZM150 249H151V248H150ZM150 249L147 248V250H150ZM189 249H191V248H188V250H189ZM11 250H12V251H11ZM14 250H15V251H14ZM5 251H6V252H5ZM9 251H10V253H8ZM13 251L16 252L17 254H15ZM18 251H19V253H18ZM31 251H32V250H30V253H31ZM38 251H39V252H38ZM40 251H41V252H40ZM190 251H192V249H191ZM250 251H251V252H250ZM253 251H254V252H253ZM3 252H4V253H3ZM37 252L40 253V255H39ZM48 252H52V251L50 250V251H48ZM92 252H93V251H92ZM92 252H88V253H92ZM169 252H172V254L170 255V254L168 253V256L171 257V256L174 255V254H173V253H174L173 250H172V251H169ZM246 252L248 253V255H250V254L252 253V254H251V257L247 258L246 256H248V255H246V256L244 255V256H243V254H244V253L246 254ZM88 253H87V254H88ZM190 253H192V252H190ZM242 253H243V252H242ZM244 253L241 255L243 258L240 257V259L243 260V261H241L242 263H241L240 261H238L236 264H238V263H241V264H244V263H245V264H251L253 261H255V263L253 262L254 264H264V263L262 262V261H263L262 259H258L259 257H258V254L255 252V250H246ZM50 254H51V253H50ZM93 254H94V255H93ZM188 254H189V253H188ZM188 254L185 253L184 255L186 256V255H188ZM18 255H19V256H18ZM33 255H34V256H33ZM37 255H38V256H37ZM32 256H33V257H32ZM36 256H37L39 259H38ZM94 256H95L96 261H98L97 259H99V262H100V259L102 258L101 263L104 261V264L107 262L106 260H108L109 263H110L113 259H114V261H115V259H116V257H117V256H114L113 259H112L113 256H112L110 259H108L109 256H106V257H105V256H104V257H103V256L98 257V256H100V255H98L97 253H95V251L92 253V257H93V258H94ZM185 256H183V257H184L183 259L188 260V258H186ZM87 257H90V256L88 255ZM96 257H98V258H96ZM133 257H135V259L137 260V263H138V261H139L140 259H137V258H136L137 255L134 254ZM187 257H189V261H190V262L187 261L189 264H190V263H191V264H192V263H193V264H201L200 261H201L202 258H198L197 256H194V254H190V255H188ZM192 257H193L194 259H192ZM196 257L199 259V261H197V263H196V259H197ZM257 257H258V258H257ZM33 258H34V259H33ZM104 258H105V260H103ZM190 258H191V260H190ZM245 258H246L247 260H246ZM260 258H261V257H260ZM24 259H26V260H24ZM42 259H44V260H42ZM95 259H94V260H95ZM111 259H112V260H111ZM198 259H197V260H198ZM240 259H239V260H240ZM17 260H19V261H17ZM31 260H34L35 263H34L33 261H32V263H31ZM37 260H38V261H37ZM46 260H47V261H46ZM50 260H51V261H50ZM110 260H111V261H110ZM186 260H185V262H186ZM244 260H245V261H244ZM258 260L261 261V262H258ZM105 261H106V262H105ZM114 261H112V262H114ZM192 261H193V262H192ZM16 262H17V263H16ZM19 262H20V263H19ZM42 262H43V263H42ZM198 262H199V263H198ZM24 263H23V264H24ZM133 263H134V264H137L136 261H134ZM142 263H143V262H140V261H139L138 264H142ZM188 263H187V264H188ZM253 263H252V264H253ZM0 264H1V263H0ZM5 264H7V263H5ZM106 264H108V262H107ZM126 264H128V263H126ZM144 264H148V262H145Z\"/></svg>","mask_w":264,"mask_h":264}]
</instances>
